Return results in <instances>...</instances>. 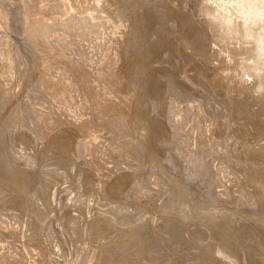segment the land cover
Masks as SVG:
<instances>
[{
	"label": "rangeland",
	"instance_id": "1",
	"mask_svg": "<svg viewBox=\"0 0 264 264\" xmlns=\"http://www.w3.org/2000/svg\"><path fill=\"white\" fill-rule=\"evenodd\" d=\"M59 2V0H48L47 1V4H48V7H49V9L50 10H56V11H59V16H57L55 19H58L57 20V24L55 23V25H54V27H52L50 30L51 31H47L48 33H50V34H48V33H46L45 35H43V40L42 41H40V42H38L37 43V46H35V47H32L31 46V48L32 49H40L41 50V55H42V58H44L45 60H47L46 62H48L49 63V65H50V67H52L50 70L48 69L47 71H49V72H47V71H42L41 72V74L38 72L37 74H35L34 75V78H33V81L34 82H32L30 85L33 87H30V85H29V89L28 90H30V91H26L25 93L24 92H22L21 91V87H22V84H23V80L28 76L26 73H28L29 74V71H28V65H29V63H30V56H29V58H28V55H27V51H25V50H23L24 52H22L21 51V53L23 54V56H22V58L21 57H19L18 55L17 56H14V57H12V54H13V52H12V48H13V46H14V44H17V43H19L20 45H23V44H28L27 42H26V39L22 36L23 35V29H22V26H21V22L19 23V22H17L16 24V27L14 26V27H11V25H8L6 28H0V40L2 41V42H4V45H6V46H8V50L10 51L9 53H7V51H6V56H4L3 54H2V52H1V50H0V83H1V85H0V87L3 85V87H1L0 89L1 90H3L2 92L3 93H5V94H3V96L0 94V97L2 98V100H0V103H1V105H0V123H2V125H4V126H2L1 124H0V129H2V132L3 131H5L6 133H8V137H7V140H6V148H8L7 150L9 151V155L12 157V159H13V161L15 162V163H13V164H16V165H13L12 164V166H15V167H13L15 170H20V168L22 169V167H23V170H25L27 173L28 172H32L33 173V175L31 174V176L32 177H29L30 179H29V183H30V181H31V183L29 184V190L28 191H26V194H28V195H30V196H27V204L29 205V207H31L30 209H31V211H37V214L36 215H40V218L42 219V221H44V229L43 230H41V227H42V225H40L41 224V222H40V220L39 221H35L34 223H31V225H24V221H25V219L27 218V220L29 221V219L31 218V217H35L36 215L35 214H33V212H31V213H29V212H22L21 210L19 211V209H16L14 206H13V202H16V201H18V200H16L17 199V197L19 196V197H21L19 194H14V193H12V194H7V192H6V190H5V180H3L2 179V182L0 183V197H1V199H0V222H1V225L2 226H4V225H7V228H8V230H9V228H11V230L12 231H16L15 232V236H19V237H21V236H24V238H23V240H25L26 241V243L25 242H20V238L19 239H17V240H19L18 242L19 243H17L16 241H13V240H11V239H9V238H7L8 236H12V235H9V234H11V233H6L5 231H1V234H0V253H1V255H3V254H5V251H6V253L8 254V251H9V253H11L10 254V256H11V259H10V261H12V262H14V261H17V262H19V263H23V264H36L35 262H38V264L40 263V264H47V261L45 262V261H43V257L41 256V254H39L40 256H34L33 255V253H31V256H32V258L30 259L29 258V255H27V253L25 252L26 250H28L29 248V251L31 252L32 251V249H41V247L44 249V246H48L47 248H49L53 253H54V255H56V256H54L53 258H55L56 259V261H59V263L61 264H67V262H68V264H85V258H86V256H87V254H89V253H91V251L93 252V251H95V252H101L100 254H101V256H100V258H94L93 259V263H91V264H101V263H103V264H106V262L109 264V262H108V259H106L107 258V253H108V251H107V248L109 247V248H111V245H112V247H115V249H118L117 251L121 254V251H119L121 248H122V256H123V258H124V255H125V260H130V263H128V264H138L139 262L141 263V264H156V262L158 261V263L159 264H164V263H166L167 262V260H168V263L170 264V263H174V264H177V262L179 261L180 262V264H190V263H192V264H197V263H199V262H205V264H219L220 263V261H221V263L222 264H231L228 260H226L224 257H222V256H220L219 255V253L217 252L216 253V251L218 250L217 248L218 247H220V249L221 250H223L224 252H226L227 254H229L232 258H233V260L234 261H237V262H235V264H238V261H239V264L241 263V264H244L243 263V259H244V251H247L248 249H249V244L250 243H253L255 240H257V237L256 236H254V235H252V234H245V236H244V232H243V234L242 233H239L237 230L235 231L236 233H235V235H236V242H234V243H232V245L231 244H229L227 241H224V240H220L218 237H217V235L212 231V227L210 228V227H207V229H208V231H206L205 229V231L204 230H199V229H202V228H198V231H197V228H196V224H198L199 222H200V219H201V214H207V213H210L211 214V212L212 211H218L217 209H220V211L221 212H225V213H227V214H229V216H226V217H228L229 219H231V217H233V218H237L236 219V222L237 221H240V220H242V221H246V222H248L247 220H249L250 218L251 219H253V218H256L257 217V215H262V214H264V213H262L263 211H264V209H261V208H264V199H262L263 198V196H264V174L262 173V172H264V159H262L264 156V154H263V151H262V149H264V148H262V147H264V115H262V114H260V113H262V111H260L259 113L258 112H256V113H254V116H258V118H257V122L259 123H256V126H258V128L257 129H259L258 131H259V133H258V136L257 135H255L254 137H253V139H252V135L249 133V131L247 130V128H245L244 130H240V129H242L238 124L236 125V123H234L233 121H232V116L233 115H235V113H232V112H234V110L232 109V107L235 109H242L244 112L243 113H245V115H248V116H252L253 115V112L251 111V109H253V108H251V106H249V104L247 105V103L246 102H250L251 100H250V98H251V96H249V97H247L249 94H247V95H245L246 94V92L245 93H242V94H237V93H232L230 90L232 89V88H234V89H237V88H240L241 86H244V87H247V88H251L252 87V85L253 84H251L250 83V81L248 82V81H246V82H244L243 83V79H246V78H244V77H238L236 74H233V72L231 71V72H228V73H226L224 70L225 69H227V68H234V62L236 61V59H234V60H228L226 57H227V55H226V52H228L229 50H231L232 48H233V45L231 44L232 42H231V40H222V41H219V38H218V36H216L215 34L216 33H214V36H212L209 32H208V29H207V26H206V18L203 16V15H201L200 13H199V9H200V7H196V5H195V3H197V0H173V1H175L174 3H173V5L175 6V7H178V6H180V7H178V9H175L176 10V12H177V19H176V21H175V24L177 23L178 25H177V27L175 28V30H174V33L173 34H171L172 36H173V39H174V41H175V44L176 45H179L178 44V42L180 43V45L179 46H177V47H181L180 48V50H181V55L178 53V55H177V57H176V61L174 60V58H173V56H171V54L169 55V57L167 56V55H165V54H167V51H163V52H161L162 54H161V57H162V55H165V56H163L164 58L162 59V58H159V59H161V60H164L163 61V63H164V67L162 66V70H164V71H166L165 69L167 68L166 66H168V64L171 66V67H173L172 69H174V70H177L176 69V67L177 68H179V69H181V70H184V71H182L183 73H185V75L188 77V78H190V77H193V76H195L196 78H197V80H198V76L199 75H195V74H198L199 72H201V70H202V73H204L203 74V76H202V73H199L200 74V76L201 77H203L202 79L200 78V76H199V81H197V80H194L195 78L193 77L192 78V81H184V82H181V83H184L185 85H182V84H176L175 86L174 85H172V88L169 90V93L171 92L172 93V95H171V93L169 94L168 92H165V94H166V96H165V94H164V96L167 98H164V96L163 95H159L158 97H156L157 99H155L154 101H152L153 99L151 98V101L154 103V105H153V107L155 108L156 107V109H154L153 107H150V108H145V109H142V112H143V114H144V116H145V121H144V124L146 123V122H150V119H151V117H153V118H156L157 117V119H159V120H161V121H163L164 122V124L169 128V130L172 128V127H176L177 126V129H171V132L172 133H174V134H171V138L170 137H165V136H163L165 139H166V141H162V139L159 141L158 139L159 138H162V134H160V136H159V138H157V140L155 139L156 137H154V139H153V142H154V146H153V149L151 150V152L153 153V154H155L153 157H150V156H147L146 157V151H145V146H144V141L143 140H140V141H136V139L135 138H137V136L135 135V133H136V131H135V129L137 130L138 128H139V126L141 125V123H139V124H133V123H130V121L128 120V117H125V115L127 116L128 115V113L125 111V109L127 108V101H129V100H131V99H133V96H134V90H133V88L132 89H129V88H127L126 90H124V91H119V88L121 87V86H123L125 83H126V80H128L129 82H130V85H132V86H134L135 85V83H133V82H135L134 81V76L133 75H129L127 78H124V77H122V79H121V76H118V74L117 75H114L115 73H116V71H117V68H116V63H115V61H116V59L115 58H117L118 57V53H119V50L118 49H116L117 47H118V43H122V39H120V36H125L126 34H125V31H124V28L123 27H121L120 25H119V23H122L123 25H124V27L126 28V29H130V30H132L131 32L133 33V37H134V34H135V37H134V39H133V42H137V40H136V38H137V36H136V32H135V28H136V26L134 27V25L136 24V22H134L135 21V15H134V12H129V11H127L126 13H128V14H126L125 13V16H123V15H121L119 12H118V10L115 8V7H106V8H108V9H106V8H102V9H99V10H97V12H95V13H93V15H92V17H90L89 15H88V7H89V4H84L83 6H78V4L76 5V12H78V13H72V12H70L69 11V9H68V7H67V9H66V7L64 8L63 6H61V7H58V2ZM134 1H136V2H139L140 3V1H142V0H134ZM171 1V0H170ZM176 1H178V2H180V4H178V2H176ZM183 1V2H182ZM185 1V2H184ZM190 1V2H189ZM196 1V2H195ZM157 2H159V0L157 1ZM165 2V5L166 4H168V0L166 1H164ZM167 2V3H166ZM187 2V3H186ZM189 2V3H188ZM52 3V4H51ZM60 3V2H59ZM54 4V5H53ZM127 4L128 5H126V6H129V2H127ZM194 4V5H193ZM182 5H183V7H182ZM184 5H185V7H184ZM189 5V6H188ZM51 6V7H50ZM123 6H125V5H123ZM130 6H132V4H130ZM188 6V7H187ZM9 7V8H8ZM54 7V8H53ZM82 7V8H81ZM182 7V8H181ZM187 7V8H186ZM190 7H192V9L190 8ZM10 8H12V9H10ZM53 8V9H52ZM124 7H122V9H123ZM186 8V9H185ZM82 11H81V10ZM103 9H105V10H103ZM136 9H138L137 7H136ZM184 9V10H183ZM9 10V11H8ZM15 10V8L14 7H11L10 5L9 6H6V8H4L3 10H1L0 11V20H1V18L2 17H4V15H7V17H9V18H11L12 16H13V14H12V12L11 11H14ZM16 10L18 11L19 10V8L17 9L16 8ZM62 10V11H61ZM67 10V11H66ZM102 10V11H101ZM116 10V11H115ZM194 10V11H193ZM64 11V12H63ZM83 11H85V12H83ZM109 11H111V12H109ZM178 11H180V12H178ZM190 11V12H189ZM8 12L10 13V14H8ZM123 12V11H122ZM184 14H183V13ZM187 12V13H186ZM196 12V13H195ZM106 13H108V14H106ZM118 13V14H117ZM179 13V14H178ZM85 14V15H84ZM114 14H116V15H114ZM120 14V15H119ZM131 14V15H130ZM189 14V15H188ZM18 15V14H17ZM17 15H16V17H17ZM114 17H113V16ZM128 15H130L129 17H128ZM181 15H182V17H181ZM184 15V16H183ZM78 16V17H77ZM85 16V17H84ZM109 16V17H108ZM111 16V17H110ZM131 16H133L132 18H130ZM34 17V16H33ZM67 17V18H66ZM76 17V18H75ZM123 17L124 18H126L127 20L125 21L124 19H123ZM185 17H187V18H185ZM195 17V18H194ZM18 18H19V16H18ZM70 18V19H69ZM72 18H75V19H72ZM88 18V19H87ZM93 18V19H92ZM119 18H121V19H123V20H121V19H119ZM176 18V17H175ZM68 19H69V21H68ZM72 19V21L74 20V24H73V26L72 27H70V29L68 28V29H65V33L63 34V30H61V29H63V27H61V23L62 24H64L65 26H66V24L67 23H69L70 22V20ZM108 19H109V21L110 22H108ZM181 21H180V20ZM200 19H202V22H201V20ZM83 20H85V21H83ZM86 20H87V22L88 23H86ZM97 20V21H96ZM104 20V21H103ZM196 20V21H195ZM64 21H66V22H64ZM115 21V22H114ZM129 21V22H128ZM132 21V22H131ZM191 21V22H190ZM195 22L194 24H196L197 26H198V28L196 27V29L198 30L199 28H201V29H199L198 30V32H200V35H202V37H203V39L201 40V44H202V46H203V48L204 49H206L207 51H208V49H210L209 50V52H210V54L211 55H213V56H210V54H209V52L207 53L208 55H206V57H203V56H201L200 58H196L195 60H190L189 59V55L192 53L191 52V50L190 49H188V48H184V47H186V45H185V41L186 42H188L189 43V45L190 44H192L191 43V41L193 40V38H192V36H191V34L189 33V30H187V32H186V30L184 31V28L185 29H188V25L190 24V23H193V22ZM198 21V22H197ZM205 23H204V22ZM59 22H61V23H59ZM105 22V23H104ZM124 22V23H123ZM131 22V23H130ZM174 22V21H173ZM183 22V23H182ZM66 23V24H65ZM76 23V24H75ZM86 23V24H85ZM103 23V24H102ZM135 23V24H134ZM198 23H200L201 25H199ZM83 24V25H82ZM133 24V25H132ZM180 24H182L181 25V27H180ZM86 25V26H85ZM97 27V28H95V26ZM98 25V26H97ZM130 25V26H129ZM133 26V28H132V26ZM19 26H20V28H19ZM56 26V27H55ZM58 26V27H57ZM77 26V27H76ZM89 26V27H88ZM91 26V27H90ZM105 26V27H104ZM110 26V27H109ZM10 27H11V29H10ZM93 27V28H92ZM107 27V28H106ZM130 27V28H129ZM204 27V28H203ZM16 29V30H13V29ZM56 28V29H55ZM78 28V29H77ZM91 28V29H90ZM179 28V31L178 32H176L177 31V29ZM182 28V29H181ZM18 29H20L21 30V33H20V30H18ZM111 29V30H110ZM181 29V30H180ZM8 30H9V32H8ZM68 30V31H67ZM81 30V31H80ZM97 30H98V32H97ZM196 30V31H197ZM10 31L11 32H13L12 34H10ZM16 32V35H15V32ZM19 31V32H18ZM54 31V32H53ZM61 31V32H60ZM86 31V32H85ZM88 31V32H87ZM101 31V32H100ZM118 31V32H117ZM180 31H182V33L180 32ZM204 31V32H203ZM5 32V33H4ZM18 32V33H17ZM52 32V33H51ZM75 32H78V33H75ZM93 32V33H92ZM106 32V33H105ZM111 32V33H110ZM117 32V33H116ZM206 32V33H205ZM8 33V34H7ZM114 33H116V35L114 34ZM121 33V34H120ZM138 33V32H137ZM188 33V34H187ZM206 34V36H208L207 38L206 37H204V35ZM6 34V35H5ZM75 34V35H74ZM76 34H77V36H76ZM84 34V35H83ZM90 34V35H89ZM123 34V35H122ZM208 34V35H207ZM209 34H210V36H209ZM12 35H13V37H12ZM18 35V36H17ZM50 35V36H49ZM73 35V36H72ZM99 35H100V37H99ZM114 35V36H113ZM180 35V36H179ZM9 36V37H8ZM11 36V37H10ZM17 36V37H16ZM20 36V37H19ZM80 36V37H79ZM107 36V37H106ZM109 36H111V37H109ZM117 36V37H116ZM182 36V37H181ZM216 36V37H215ZM49 37V38H48ZM58 37V38H57ZM77 37V38H76ZM85 37H86V39H87V41H86V39H85ZM109 37V38H108ZM116 37V38H115ZM181 37V38H180ZM19 38V39H18ZM53 38V39H52ZM79 38V39H78ZM89 38V39H88ZM99 38V39H98ZM103 38V39H102ZM176 38V39H175ZM10 39V40H9ZM12 39V40H11ZM47 39V41H46V43H45V40ZM55 39V40H54ZM107 39H110V40H113L114 41V43H113V49L112 50H110L109 51V53H107V54H105L106 52H105V48H104V46H103V41L104 40H107ZM138 39V38H137ZM181 39H183V40H181ZM59 40V41H58ZM63 40V41H62ZM80 40H81V42H80ZM90 42H89V41ZM93 40V41H92ZM118 40L120 41V42H118ZM204 40H205V42H204ZM208 42H207V41ZM213 40V41H212ZM8 41H10V42H8ZM17 41V42H16ZM79 41V42H78ZM117 41V42H116ZM178 41V42H177ZM203 41V42H202ZM12 42H13V44H12ZM16 42V43H15ZM97 42V43H96ZM101 42V43H100ZM139 42L140 41H138L137 43H138V46L136 45L137 43H135V44H131V46L132 45H135V46H132V47H134L133 48V50L136 48L137 49V51H140V49L139 48H141L142 49V44L141 43H143V42H141L140 44H139ZM213 42H215V44L213 43ZM56 43H58L57 45H56ZM72 43V45H70ZM84 43V44H83ZM88 43V44H87ZM206 43H208V44H206ZM213 43V44H212ZM19 44H17V46H19ZM54 44V45H53ZM62 44V45H61ZM79 44V45H78ZM96 44V45H95ZM3 45V46H4ZM86 45V46H85ZM210 45V46H209ZM216 45L218 46V47H216ZM55 46V47H54ZM56 46H58V47H56ZM88 46V47H87ZM220 46H221V48H220ZM76 47V48H75ZM90 47V48H89ZM94 47V48H93ZM100 47V48H99ZM54 48V49H53ZM70 48V49H69ZM94 50H93V49ZM235 48H237V47H235ZM1 49V48H0ZM59 49H62V51H60ZM66 49V50H65ZM84 49V50H83ZM96 49V50H95ZM220 49V50H219ZM49 50V51H48ZM51 50V51H50ZM88 50V51H87ZM101 50V51H100ZM58 51V52H57ZM65 51V52H64ZM74 51V52H73ZM77 51V52H76ZM104 51V52H103ZM112 51V52H111ZM11 52H12V54H11ZM54 52V53H53ZM67 52V53H66ZM76 52V53H75ZM80 52H84V53H80ZM99 52V53H98ZM117 52V53H116ZM214 52V53H213ZM233 52L234 53H237V52H239V51H237V50H233ZM48 53H50V54H48ZM56 53V54H55ZM64 53H65V55H64ZM70 53V54H69ZM74 53V54H73ZM90 53V54H89ZM93 53H94V55H93ZM54 54V55H53ZM59 54H60V57H59ZM72 54V55H71ZM87 55V57L89 58V61H88V58L85 56V55ZM111 54V55H110ZM24 55H26V57H24ZM51 55H53V56H51ZM74 55V56H73ZM215 55V56H214ZM82 56V57H81ZM93 56V58H91ZM218 56V57H217ZM9 57H11L10 58V60H12L13 61V66H10L9 67V60H8V58ZM65 57V58H64ZM69 57H71V58H69ZM86 58V60H85V58ZM95 57H96V59H95ZM171 57H172V59H171ZM215 57V58H214ZM3 58V61L1 60ZM13 58H14V60H13ZM79 58L81 59V60H79ZM167 58H168V60H167ZM178 58H182L181 60L180 59H178ZM203 58V59H202ZM208 58V59H207ZM215 59V60H212V59ZM216 58H217V60H218V63H217V60H216ZM220 58V59H219ZM18 61L17 62V65L15 64L16 63V60ZM21 59V60H20ZM23 59V60H22ZM26 59V60H25ZM28 59V60H27ZM54 59L56 60V61H54ZM63 59V60H62ZM68 59V60H67ZM71 59V60H70ZM74 59V60H73ZM76 59V60H75ZM91 59V60H90ZM93 59V60H92ZM99 59V60H98ZM170 59H171V62H170ZM184 59H185V61H184ZM204 59H206V60H204ZM222 59V60H221ZM20 60V61H19ZM25 60V61H24ZM41 60V59H40ZM64 60H65V62H64ZM104 60V61H103ZM180 60V61H179ZM52 61V62H51ZM102 61V62H101ZM147 61V63L148 62H150V61H148V60H146ZM174 61V62H173ZM202 61H204V62H206L205 64H204V62H202ZM208 61V62H207ZM2 62L4 63V64H2ZM7 62V63H6ZM20 62H22L21 63V65H20ZM24 62V63H23ZM28 62V63H27ZM55 62V63H54ZM67 62V63H66ZM88 64H87V63ZM98 62V63H97ZM152 62H154V63H156L154 60H152ZM179 62V63H178ZM185 62H187V63H189V64H186ZM211 62V63H210ZM223 62V63H222ZM7 65H6V64ZM78 63V64H77ZM84 63V64H83ZM89 63H92L91 64V66H89ZM154 63H150V66H149V68L150 67H153L154 66ZM192 63V64H191ZM213 63V64H212ZM215 63H216V65H215ZM220 63V64H219ZM15 64V65H14ZM71 64V65H70ZM81 64V65H80ZM100 64V65H99ZM114 64V65H113ZM151 64H153V65H151ZM208 64H210V65H208ZM222 64V65H221ZM52 65V66H51ZM57 65V66H56ZM67 65H68V67H67ZM88 66V68L87 67H85V66ZM93 65V66H92ZM109 65V66H108ZM190 65H192V66H190ZM213 65V66H212ZM218 65V66H217ZM6 67V70H5V67ZM19 68H17V67ZM43 65H41V67H42ZM71 66V67H70ZM77 66L79 67V68H77ZM102 66V67H101ZM106 68H105V67ZM216 66L218 67L217 69H218V71H217V69H215L216 68ZM223 66H224V68H223ZM9 67V68H8ZM16 67V69H14ZM27 68V70L25 71V68ZM54 67H56L55 69H54ZM67 67V68H66ZM72 67H76V69L75 68H72ZM108 67H109V69H108ZM112 69H111V68ZM155 67V66H154ZM166 67V68H165ZM189 67V68H188ZM197 67H199V72H198V70H197ZM202 67V68H201ZM211 67H213V68H211ZM3 68V69H2ZM23 70H22V69ZM43 68V67H42ZM71 68V69H70ZM98 68H103L102 70H103V75L101 74V73H99V75H97L96 73L97 72H99V70H98ZM106 70H105V69ZM191 68V69H190ZM200 68H201V70H200ZM209 68H211V69H209ZM220 68H221V72L219 71L220 70ZM224 70H223V69ZM18 69V71H16ZM62 69V70H61ZM74 69V70H73ZM78 69V70H77ZM86 69H88V70H86ZM91 69V70H90ZM111 69V70H110ZM206 69L207 70H209L208 72H209V74H208V72L206 71ZM72 70H73V72H72ZM81 70H82V72H81ZM98 70V71H97ZM108 70V71H107ZM195 70V71H194ZM211 70L213 71L214 70V72H216V73H214L213 72V75L215 74V75H220L219 77H217V76H215L214 75V79H216V80H210V79H212L211 77H210V75L213 77V75H212V72H211ZM222 70H223V72H222ZM2 71V72H1ZM11 71V72H10ZM13 71H16L15 73L13 72ZM25 71V72H24ZM53 71V72H52ZM59 71V72H58ZM63 73H62V72ZM74 71H77V72H79L78 73V75H76V73L74 72ZM85 71V72H84ZM88 71V72H87ZM97 71V72H96ZM110 71H112V72H110ZM115 71V72H114ZM191 71V72H190ZM196 72V73H194V72ZM238 71H239V73H243V70L242 69H238ZM6 72V73H5ZM20 72V73H19ZM47 72V73H46ZM51 72V73H50ZM66 72V73H65ZM107 72V73H106ZM110 72V73H109ZM193 72V73H192ZM205 72H206V74H205ZM211 72V73H210ZM17 73V74H16ZM42 73H43V75H44V73L47 75L48 73H50L51 74V78H53V79H56V80H58L59 82H61V83H63V84H67L68 82V84L66 85V92H64V93H58V94H54V93H51V91L50 90H46V89H42V88H40V85H39V81L41 80V75H42ZM54 74V76H53V74ZM57 73V74H56ZM65 74V75H67L68 74V76H66L65 78H64V76L65 75H62V74ZM69 73L71 74V75H69ZM85 73H88V74H85ZM107 75H106V74ZM192 73V74H191ZM22 77H20L19 75ZM38 74H39V76H38ZM49 74V75H50ZM61 74V75H60ZM79 74L81 75V76H84V81H81L80 79H79ZM109 74H111V75H109ZM194 74V75H193ZM17 75V76H16ZM25 75V76H24ZM27 75V76H26ZM74 75H76V77L74 76ZM86 75V76H85ZM88 75V76H87ZM105 75V76H104ZM204 75H206V76H204ZM229 75H231L230 77H229ZM3 76V77H2ZM37 76H38V78H37ZM53 76V77H52ZM56 76H57V78H56ZM77 76H78V78H77ZM93 76V77H92ZM96 76V77H95ZM102 76V77H101ZM114 76V77H113ZM132 76V77H131ZM141 77V74H137V77ZM190 76V77H189ZM226 76V77H225ZM13 77V78H12ZM24 77V78H23ZM68 77V78H67ZM73 77H74V79H73ZM99 77V78H98ZM222 77H223V79H222ZM1 78L3 79L2 81H3V83H2V81H1ZM16 80H15V79ZM18 78L20 79L19 81H18ZM64 78V79H63ZM67 78V79H66ZM74 80H72V79ZM104 78H106L105 80H104ZM110 78H111V80H110ZM116 78H117V80H118V78L120 79V80H116ZM132 78V79H131ZM224 78H225V80H224ZM227 78L230 80V81H228L227 80ZM234 80H233V79ZM6 79V80H5ZM191 79V78H190ZM221 80L222 79V81H223V83L224 84H222V82L221 83H218V81L219 80ZM239 79V81H237ZM255 79H257V78H255ZM35 80H36V82H35ZM39 80V81H38ZM99 80V81H98ZM122 80H123V82H122ZM168 80V83H169V81H171L170 79H167ZM182 80V79H181ZM184 80V79H183ZM12 81V82H11ZM17 81V82H16ZM63 81V82H62ZM76 81H79V83L78 84H75V87H80V90L79 89H76L75 87H73L74 86V83L76 82ZM90 81V82H89ZM104 81V82H103ZM107 81H108V83H107ZM200 81L203 83H201L200 84ZM214 82V84L212 83V82ZM235 81V82H234ZM16 82V83H15ZM97 82V83H96ZM112 82V84L113 83H115V84H117V85H115V84H110ZM117 82V83H116ZM192 82V83H191ZM195 82V83H194ZM212 83V85L211 84H209V83ZM228 83V89L226 90L225 89V86H226V84L225 83ZM231 82V83H230ZM242 82V83H241ZM9 83V84H8ZM34 83V84H33ZM72 84V86H71V84ZM82 83V84H81ZM86 83V84H85ZM92 83H93V85L94 86H92ZM100 85H99V84ZM133 83V84H132ZM206 83L208 84V85H206ZM249 83H250V85L251 86H248L249 85ZM8 84V85H7ZM11 84V85H10ZM21 84V85H20ZM108 84H110V86H114V87H110V86H108ZM188 84V85H187ZM192 84H194V86H196V87H194ZM235 84V85H234ZM248 84V85H247ZM6 85V86H5ZM70 87H69V86ZM84 85V86H83ZM99 87H98V86ZM211 85V86H210ZM234 85V86H233ZM5 86V87H4ZM15 86H16V88H15ZM34 86H36V87H34ZM131 86V87H132ZM179 86H180V88H179ZM190 86H193V88L191 87V88H189ZM204 86L205 87H207L208 86V88H204ZM216 86H218V87H220V88H218V87H216ZM8 87V88H7ZM68 87V88H67ZM72 87H73V89L75 88V90H73L72 89ZM87 87V88H86ZM183 87V88H182ZM188 87V88H187ZM198 87V88H197ZM211 87V88H210ZM7 88V89H6ZM32 88V89H31ZM34 88H36V89H34ZM70 88V89H69ZM86 88V89H85ZM93 88V89H92ZM102 88H103V91H102ZM109 88V89H108ZM112 88H113V90H112ZM115 88V89H114ZM196 88V90H194ZM200 88H202V91H203V93H202V91H201V89ZM218 88V89H217ZM20 89V90H19ZM38 89V90H37ZM98 89H101V90H98ZM175 89H176V92H175ZM179 89V90H178ZM183 90V91H181V90ZM189 89V90H188ZM192 89L194 90L192 93H191V91H192ZM199 89V90H198ZM212 89V90H211ZM6 90V91H5ZM8 90H10V92L8 91ZM19 90V91H18ZM32 90H34V91H32ZM35 90H36V92H35ZM69 90V91H68ZM79 90V91H78ZM105 90V91H104ZM118 90V91H117ZM130 90H132V91H130ZM167 90V89H166ZM172 90V91H171ZM185 90V91H184ZM46 91H47V93L49 94H46ZM72 91V92H71ZM82 91V92H81ZM113 91V92H112ZM115 91V92H114ZM201 91V92H200ZM209 91V92H208ZM211 91V92H210ZM12 92V93H11ZM13 92H14V94H13ZM39 92H40V94H39ZM75 92V93H74ZM78 92V93H77ZM97 92H99L98 94H97ZM105 92V93H104ZM107 92H108V94H107ZM116 92H117V94H116ZM121 92V93H120ZM127 92V93H126ZM188 94H187V93ZM195 92H199L200 93V95H198L199 93H195ZM214 92V93H213ZM9 93V94H8ZM11 93V94H10ZM28 93H29V95H28ZM38 93V95H36ZM112 95H111V94ZM115 93V94H114ZM120 93V94H119ZM124 93V95L122 96V94ZM178 93V94H177ZM190 93H191V95H193V96H191L190 95ZM195 93V94H194ZM201 93L203 94L202 96H201ZM206 93V94H205ZM6 94H8V96L6 97ZM32 94V95H31ZM45 94H46V96H45ZM53 94V95H52ZM59 94H60V96H59ZM67 94V96H66V99H67V101H66V99H65V95ZM73 94V95H72ZM79 94H81V95H79ZM128 94V95H127ZM132 94V95H131ZM173 94H175V100H174V97H171V96H173ZM176 94H177V96H176ZM179 94L181 95V96H179ZM185 94V95H184ZM214 94H216V96H218V97H216V98H214ZM234 94V95H233ZM5 95V96H4ZM10 95V96H9ZM17 97H16V96ZM35 95V96H34ZM63 95H64V97H63ZM76 95V96H75ZM88 95V96H87ZM95 95V96H94ZM97 95H98V97H97ZM99 95H102V96H99ZM106 97H105V96ZM111 95V96H110ZM116 95V96H115ZM185 97H184V96ZM189 95H190V98H189ZM206 95L208 96V95H210L209 97H207V99H206ZM213 97H212V96ZM253 95V94H252ZM260 95H263V94H260ZM260 95H258V96H260ZM26 96V97H25ZM31 96L33 97V98H31ZM49 96H50V99L51 100H49ZM52 96V97H51ZM53 96H55V97H53ZM63 100V101H61V99L59 98V97ZM73 96V97H72ZM86 96L88 97V98H86ZM93 96H94V98H93ZM104 96V97H103ZM118 96V97H117ZM121 96V97H120ZM128 96V97H127ZM163 96V97H162ZM204 96H205V99H204ZM254 96H256V95H254ZM45 97V98H44ZM47 97V98H46ZM82 97V98H81ZM169 97H171V98H169ZM177 97H181V98H177ZM192 97V98H191ZM198 97H200V98H198ZM243 97V98H242ZM0 98V99H1ZM8 98H10V99H8ZM43 98H44V102H43ZM52 98H54V100L52 99ZM74 98H75V100H74ZM78 98V99H77ZM81 98V100H79ZM97 98V99H96ZM107 98V99H106ZM122 98H123V100H122ZM125 98H129V100L128 99H125ZM159 98V99H158ZM162 98V99H161ZM173 98V99H172ZM202 98V99H201ZM238 98V100H236V99ZM7 99L9 100V102L11 103V104H9V106H7V104H6V102H7ZM31 99H32V101H31ZM34 99V100H33ZM40 99V101H38ZM99 99V100H98ZM101 99V100H100ZM102 99H104V100H102ZM110 99V100H109ZM165 99V100H164ZM177 99H179V100H177ZM184 99V100H183ZM189 99V100H188ZM193 99V100H192ZM197 100V102L195 101V100ZM214 99H215V103H213V101H214ZM234 99H235V101H234ZM246 99V100H245ZM37 100V101H36ZM55 100L56 101H59V102H55ZM112 100L114 101L113 103H114V105H112ZM118 100H119V102H118ZM126 100V101H125ZM144 99L143 98H141V101H143ZM150 100V98H148V101ZM167 100V101H166ZM168 100H170V101H168ZM185 100L187 101V102H185ZM198 100H200V101H202V102H200V101H198ZM207 100H208V102H207ZM210 100H212L211 102H210ZM230 100L232 101V102H230ZM42 101V102H41ZM66 101V102H65ZM79 101V102H78ZM83 101V103H80V102H82ZM89 101H91V103L89 102ZM94 101H96V102H94ZM98 101V102H97ZM166 101V102H165ZM175 101H176V103H175ZM182 101V102H181ZM218 101V102H217ZM236 101H237V103H236ZM238 101H240V102H238ZM243 101H246V102H243ZM33 102V103H32ZM36 102V103H35ZM48 102H49V105H48ZM52 102V103H51ZM54 102V103H53ZM68 102H69V105H68ZM76 102V103H75ZM93 102V103H92ZM100 102V103H99ZM109 102V103H108ZM123 102V103H122ZM155 102H156V105H155ZM163 102H165V105H164V103ZM178 102H180L181 103V105H183V103H184V105L183 106H181L180 105V103H178ZM200 102V103H199ZM242 102H243V106L245 105V103H246V107L244 106H242ZM61 103H63V106L61 105ZM79 103H80V105H79ZM102 103H103V105H102ZM212 103H213V105H212ZM261 103H263L261 106H260V108H264V100H262L261 101ZM2 105H4V106H2ZM16 105V107L18 108H16L15 107V110L14 109H12V111L11 112H13V117L14 118H11L12 117V114H11V112H10V114H8V111L10 110V108L12 107V106H15ZM35 105V106H34ZM38 105V106H37ZM42 107H41V106ZM46 105H48V108H47V110H46V108L45 107H47ZM55 105V106H54ZM72 105V106H71ZM98 105L100 106L99 108H98ZM123 105V106H122ZM167 105V106H166ZM169 105V106H168ZM177 105V106H176ZM198 105V106H197ZM212 105V106H211ZM238 105H240V107L238 106ZM28 106H30V107H28ZM53 106V107H52ZM82 106V107H81ZM97 106V107H96ZM159 108H158V107ZM175 106V107H174ZM185 106H186V109H188L189 107H190V113H188V118H191L192 117V121H187L188 123H186V121L184 122L183 120V122H181V123H179V121L178 120H176V119H178V117H177V114L180 112L181 113V110L183 111V112H185ZM192 106V107H191ZM211 106V107H210ZM6 107V108H5ZM55 108L54 110L52 109H50V108ZM61 107V108H60ZM68 107V108H67ZM80 109L79 111H78V108ZM84 107V108H83ZM90 107V108H89ZM92 107V108H91ZM123 107H125L124 109H123ZM162 107H163V109H162ZM174 109H173V108ZM181 107V108H180ZM209 107V108H208ZM214 107H217V108H214ZM37 108V109H36ZM45 108V109H44ZM70 108V109H69ZM117 108V109H116ZM183 108V109H182ZM192 108V109H191ZM195 108V110H193ZM217 109V110H215L214 111V109ZM230 109V111H227V110H229ZM249 108H251V109H249ZM3 111H2V110ZM58 109H60V111L58 110ZM76 109V110H75ZM83 109H87L86 111L85 110H83ZM89 109H91L92 110V112H91V110H89ZM146 109H150L149 110V112H148V110H147V112H148V114H146L147 112H146ZM179 109V110H178ZM206 109V110H205ZM213 109V110H212ZM14 110V111H13ZM18 110V111H17ZM34 110H36L37 111V113L39 112V120H38V118H36L35 117V115H33V114H35V112H33ZM51 110V111H50ZM57 110V111H56ZM63 110V111H62ZM97 110V111H96ZM162 110H164V112H165V114L164 113H162L163 111ZM176 110V111H175ZM49 111H50V113L52 114V116H51V114H49ZM67 113H66V112ZM71 111V112H70ZM77 112V113H74V112ZM82 111H83V113H82ZM103 111V112H102ZM158 111H160V112H158ZM178 111V112H177ZM195 111V112H194ZM197 111V112H196ZM199 111V112H198ZM218 111V112H217ZM249 111H251L250 113H252V114H250L249 113ZM14 112H15V114H14ZM32 112V113H31ZM116 112V113H115ZM118 112V113H117ZM122 112V113H121ZM126 114H125V113ZM145 112V113H144ZM176 114H175V113ZM224 112H227L225 115L223 114ZM230 112V113H229ZM7 115H6V114ZM49 115H48V114ZM55 114V116H53L54 114ZM59 113H60V115H59ZM82 113V114H81ZM86 113V114H85ZM92 113V114H91ZM153 113H155V114H153ZM196 113V114H195ZM200 113V114H199ZM204 115H203V114ZM43 114V115H42ZM74 114H76V115H74ZM84 114V115H83ZM87 114H89L88 116H87ZM98 114V115H97ZM100 114V115H99ZM119 114V115H118ZM122 116H121V115ZM163 114V115H162ZM172 114H174V115H172ZM199 114V115H198ZM202 114V115H201ZM223 114V115H222ZM228 114H233L232 116L231 115H229L228 116ZM5 115V116H4ZM15 115V116H14ZM26 115V116H25ZM94 115V116H93ZM107 115V116H106ZM148 115V116H147ZM152 115V116H151ZM211 115V116H210ZM219 115V117H220V119H219V121H218V116ZM259 115H262V116H259ZM8 116V117H7ZM10 116V117H9ZM52 117V126H51V128H46L47 129V131H44L43 129H37L38 127L40 128V126L42 125V123H43V119H44V117ZM59 116H60V118H59ZM62 116V117H61ZM72 118H71V117ZM83 116V117H82ZM85 116V117H84ZM150 116V117H149ZM160 116V117H159ZM200 118H199V117ZM204 116V117H203ZM2 117L4 118V119H2ZM16 117V118H15ZM17 117H18V119H17ZM32 117H33V119H32ZM43 117V118H42ZM53 117H55V118H53ZM105 117V118H104ZM108 117V118H107ZM115 117H116V119H115ZM119 117V118H118ZM120 117H121V119H120ZM123 117V118H122ZM197 117V118H196ZM9 118V120H7ZM20 118L22 119V120H20ZM64 118V119H63ZM96 118V119H95ZM148 118H150V119H148ZM226 118H228L229 119V121H228V119H226ZM11 119H13L14 121H16V122H14L13 120L11 121ZM38 120V121H35V120ZM90 119H91V121H90ZM101 119V120H100ZM119 119V120H118ZM165 119V120H164ZM196 119H198V120H196ZM211 119H212V122H211ZM223 119V120H222ZM2 120L5 122L6 120V122L4 123V122H2ZM30 120L31 121H33L34 120V122H32V124H29L30 123ZM78 120V121H77ZM100 120V121H99ZM116 120V121H115ZM123 120V122H119V121H122ZM189 120V119H188ZM194 120V121H193ZM216 120V121H215ZM222 120V121H221ZM9 121V122H8ZM71 121V122H70ZM87 121V122H86ZM102 121V122H101ZM104 121V122H103ZM127 121V122H126ZM167 121V122H166ZM223 121H226V122H223ZM11 122V123H10ZM25 122V123H24ZM56 122L59 124H56ZM67 122V123H66ZM81 122V123H80ZM91 122H92V124H91ZM94 122V123H93ZM109 122V123H108ZM120 123L119 125H115V123ZM125 122V123H124ZM177 124H176V123ZM213 122H214V124H213ZM215 122L217 123V125H218V127H215L216 125H215ZM228 122V123H227ZM4 123V124H3ZM10 123V124H9ZM30 125H28V124ZM62 123V124H61ZM75 123V124H74ZM89 123H90V125H89ZM104 123V124H103ZM108 124V127H107V124ZM113 123V124H112ZM116 123V124H117ZM167 123H168V125H167ZM195 124V125H192V124ZM224 123H226V124H224ZM260 123H262V125H260ZM16 125V127H19V132H24V135L23 136H27L24 140H23V144H22V146L20 147V150H18L19 148H17V146H16V144H15V141H12V140H14V137H13V135H12V127L11 126H15ZM27 126H25V125ZM36 124V125H35ZM41 124V125H40ZM68 124V125H67ZM71 124V125H70ZM101 124V125H100ZM111 124H112V126H111ZM125 124V125H124ZM191 126H189V125ZM22 127H21V126ZM33 125V126H32ZM54 125V126H53ZM88 125V126H87ZM96 125H98L97 127H96ZM99 125H100V128H98L99 127ZM113 125H115V127H113ZM121 125V126H120ZM127 125V126H126ZM2 126V127H1ZM7 126V127H6ZM25 126V127H24ZM35 126H37V128L35 127ZM58 126V127H57ZM63 126V127H62ZM70 126V127H69ZM74 126V127H73ZM92 126L94 127V128H92ZM112 127V128H110V127ZM119 126H120V128H119ZM185 126V127H184ZM209 126H211V127H209ZM212 126H214V127H212ZM225 126V127H224ZM233 126H234V128L236 127V129H234V132H232L233 131ZM263 126V127H262ZM21 127V128H20ZM76 127V128H75ZM79 127V128H78ZM83 127H84V129H83ZM86 127H89L88 129L86 128ZM123 127V128H122ZM220 127V128H219ZM230 129V127H231V131L228 129V128ZM10 130V132H11V134H10V132H8L9 130ZM23 128H27V132H25V129H23ZM37 130H36V129ZM91 128H92V130L93 131H91ZM102 128H103V130H102ZM118 128V130H116ZM193 128V129H192ZM211 128V129H210ZM217 128V130H215ZM224 130H223V129ZM238 128V129H237ZM31 129H32V131H31ZM45 129V130H46ZM62 129V130H61ZM64 129H69V131H70V133L72 134H74V133H76L75 134V139H74V141L76 140L77 141V143H78V141L79 142H87V140H88V136H89V134L91 133H93V134H95V136H97V135H99V136H97V138L98 139H96V142L94 143V152L92 153V151H90V152H88L89 150L84 146V144H82V146H81V144L78 146H76V148H77V155H78V157H77V160H75V162H74V160H72L73 159V157H71L70 156V153H68L67 151L66 152H64V153H62V154H58V153H56V152H53V151H51L49 148H50V146L48 147V145H45L42 149L40 148V147H42V142H43V140L44 141H46V140H48L49 138H51L52 136L54 137V135H58V138L59 139H64V140H67V139H72L71 137H69V136H67V135H62V132H60V131H63ZM86 129V130H85ZM90 129V130H89ZM110 129H112V131L110 130ZM124 129V130H123ZM130 129V130H129ZM8 130V131H7ZM24 130V131H23ZM33 130H35V131H33ZM39 130H41V131H39ZM44 132H43V131ZM50 130V131H49ZM105 130V131H104ZM110 130V131H109ZM121 130V131H120ZM123 130V131H122ZM173 130V131H172ZM190 130H192V132H190ZM230 131V132H226V131ZM236 130H238L240 133L241 132H246V136L244 135V137H246V139L245 138H243V140L241 141V140H239V142L237 143V145H235L236 144V141H233L234 140V138L236 137V135L238 136V134L239 133H237L236 132ZM29 131V132H28ZM83 131V132H82ZM94 131H97V132H94ZM115 131V132H114ZM120 131V132H119ZM223 131V132H222ZM225 131V132H224ZM251 131H253V130H251ZM250 131V132H251ZM4 132V133H5ZM32 134H31V133ZM41 132V133H40ZM60 134H59V133ZM80 132V133H79ZM86 132V133H85ZM90 132V133H89ZM104 132V133H103ZM119 132V133H118ZM178 132V133H177ZM196 132V133H195ZM207 132V133H206ZM212 132V133H211ZM4 133H2V134H4ZM36 133V134H35ZM47 133H48V135H47ZM78 133V134H77ZM113 133H115V134H113ZM182 133H183V135H182ZM191 133V134H190ZM193 133V134H192ZM195 133V134H194ZM208 133H209V135H208ZM223 133V134H222ZM224 133H226V134H224ZM232 133H233V135H232ZM28 134V135H27ZM31 134V135H30ZM38 134V135H37ZM41 136H40V135ZM80 134V135H79ZM82 134V135H81ZM111 134H113V135H111ZM179 134V135H178ZM187 134V135H186ZM10 135V136H9ZM11 135H12V137H11ZM33 135V136H32ZM35 135V136H34ZM37 135V136H36ZM76 135H78L77 136V138H76ZM117 135V136H116ZM121 135V136H120ZM226 135V136H225ZM235 135V136H234ZM263 135V136H262ZM30 136H32V137H30ZM81 136V137H80ZM84 136V137H83ZM101 136V137H100ZM125 136V137H124ZM128 136V137H127ZM174 136V137H173ZM228 139V142H226V139H225V137ZM10 137V138H9ZM36 137V138H35ZM40 137V138H39ZM86 137H87V139H86ZM104 137H105V140H104ZM118 137H119V139H118ZM179 137V138H178ZM197 137V138H196ZM201 137V138H200ZM211 137V138H210ZM219 137V138H218ZM222 137V138H221ZM251 137V138H250ZM260 137V138H259ZM31 138H32V140H31ZM38 138V139H37ZM44 138V139H43ZM100 138V139H99ZM127 138V139H126ZM174 138V139H173ZM182 138V139H181ZM184 138V139H183ZM193 138V139H192ZM198 138H199V140H198ZM230 138H231V141H233V142H231L230 141ZM239 138V137H238ZM249 138V139H248ZM255 138V139H254ZM9 139V140H8ZM12 139V140H11ZM26 139L28 140V141H26ZM36 139V141H34ZM40 139V140H39ZM104 141H103V140ZM178 139V140H177ZM187 139V141H185ZM210 139V140H209ZM224 140V141H222V140ZM233 139V140H232ZM247 139H248V141L250 142V143H248V141H247ZM258 139V140H257ZM12 141V145H11V141ZM119 140H122V141H119ZM128 140V141H127ZM155 140V141H154ZM173 140H174V143H173ZM194 140V141H193ZM200 140H202V141H200ZM210 142H209V141ZM212 140H214L213 141V143H211L212 142ZM216 140V141H215ZM221 140V141H220ZM245 140H246V142H247V144H251V147H252V145H253V147H255L254 149L256 150V153H258L257 155H256V153H254L253 155H252V152H250L249 150H248V148H250V146L249 145H246V142H245ZM31 141L33 142V144L31 143ZM40 141H42V142H40ZM116 142V144H113V143H115ZM124 141H126V142H124ZM132 141V142H131ZM137 142V145L135 144L136 142ZM182 141V142H181ZM204 141V142H203ZM207 141V142H206ZM230 141V142H229ZM257 141V142H256ZM260 143H259V142ZM9 144H8V143ZM28 142H30V143H28ZM38 142V143H37ZM40 142V143H39ZM111 142V143H110ZM118 142H120V145L118 144ZM140 142V143H139ZM194 142V143H193ZM203 142V143H202ZM26 143L31 147V148H34V150L35 151H40L41 153L38 155V157L36 158V156H35V158L33 157V159H30V160H26V158L24 159V156H22L23 154L22 153H24V152H26V150H27V146H26ZM35 143V144H34ZM37 143V144H36ZM69 143H72V140H70L69 141ZM123 143H126V144H128V145H126V147H125V144H123ZM187 145H186V144ZM189 143H191V144H189ZM207 143V144H206ZM209 143H211V144H209ZM218 145H217V144ZM220 143V144H219ZM224 143H227V144H225L224 145ZM230 143V144H229ZM15 144V145H14ZM100 144V145H99ZM104 144V145H103ZM107 144H109V145H107ZM112 144V145H111ZM118 144V145H117ZM181 144V145H180ZM193 144H195V145H193ZM209 144V145H208ZM243 144V145H242ZM262 144V145H261ZM35 145H36V147H35ZM39 145V146H38ZM114 145H115V147H114ZM124 145V146H123ZM132 145V146H131ZM184 145H186V146H184ZM191 145V146H190ZM206 145H208L207 146V148H206ZM214 145H215V147H214ZM228 147H230V148H228ZM259 145H260V147H259ZM10 146H12L13 147V151L12 150H10L11 149V147ZM110 146H111V148H110ZM121 146V147H120ZM124 148H123V147ZM129 146V147H128ZM135 146V147H134ZM140 146V147H139ZM172 146V147H171ZM198 148H197V147ZM214 148H213V147ZM217 146V147H216ZM218 146H219V148H218ZM224 146H225V148H226V150H227V152L226 151H223L222 152V150L224 149L225 150V148H224ZM240 146V147H239ZM243 146H245V147H243ZM134 147V148H133ZM139 149H138V148ZM174 147H176L177 149H175ZM196 147V148H195ZM204 147V148H203ZM210 147V149H208ZM239 147V148H238ZM80 148L81 149H84V151L82 150H80ZM120 148V149H119ZM159 148V149H158ZM206 148V149H205ZM232 148V149H231ZM246 148V149H245ZM37 149V150H36ZM78 149L82 152V155H81V152L80 151H78ZM138 149V150H137ZM179 149V150H178ZM200 149V150H199ZM208 149V150H207ZM222 149V150H221ZM230 149V150H229ZM257 149H259L258 151H257ZM23 150H24V152H23ZM108 150V151H107ZM156 150V151H155ZM164 150H165V152H164ZM178 150V151H177ZM248 150V151H247ZM15 151V152H14ZM50 151V153H48ZM113 151V152H112ZM124 151V152H123ZM159 153H158V152ZM167 151V152H166ZM168 151H171V153L169 152L168 153ZM205 151V152H204ZM209 151V152H208ZM235 151H236V153H235ZM238 151V152H237ZM239 151H241V152H239ZM12 152H14V154L16 153H20V154H17V157H13V156H16V154L14 155V154H12ZM87 152V153H86ZM103 152V153H102ZM116 152V153H115ZM164 152V153H163ZM176 155H174L173 153ZM180 152V153H179ZM187 152V153H186ZM211 152V153H210ZM231 152V153H230ZM246 152H248L249 154L247 155L246 154ZM27 153V152H26ZM83 153H84V155H83ZM92 153V154H91ZM97 153V154H96ZM107 153H109V154H107ZM113 153V154H112ZM124 153V154H123ZM126 153H127V155H126ZM142 153V154H141ZM162 155H161V154ZM190 153V154H189ZM208 153V154H207ZM221 153V154H220ZM239 153V154H238ZM241 153V154H240ZM244 153V154H243ZM45 154V155H44ZM56 154V156L57 157H59V158H57L56 156L54 157V155ZM65 156H64V155ZM95 154V155H94ZM101 154V155H100ZM168 154V155H167ZM182 154V155H181ZM196 154H197V156H196ZM207 154V155H206ZM212 154V155H211ZM232 154H234V155H232ZM235 154H236V156H235ZM243 154V155H242ZM260 154V155H259ZM47 155L49 156V157H47ZM62 155V156H61ZM67 155V156H66ZM91 157H90V156ZM122 155H123V157H122ZM126 155V156H125ZM129 155V156H128ZM171 155V156H170ZM181 156V157H179V156ZM193 155V156H192ZM210 155V156H209ZM215 155V156H214ZM249 155L252 157V158H249ZM259 155V156H258ZM81 156V159L79 158ZM83 156V157H82ZM85 156V157H84ZM96 156V157H95ZM106 156H108V157H106ZM110 156H112V157H110ZM137 156V157H136ZM161 156V157H160ZM168 156H170V157H168ZM178 156V157H177ZM185 156V157H184ZM204 156H206V157H204ZM207 156H209V157H207ZM229 156V157H228ZM263 156V157H262ZM42 157H44L43 159H42ZM56 159V161H55V159ZM68 157V158H67ZM89 157V158H88ZM105 157L107 158V159H105ZM117 157V158H116ZM127 157H128V159H127ZM130 157H132V158H130ZM159 157V159H157ZM163 157V158H162ZM166 157V158H165ZM191 157H192V159H191ZM199 157V158H198ZM237 157L239 158V159H237ZM39 158V159H38ZM47 158V159H46ZM64 160H63V159ZM97 158V159H96ZM114 158V159H113ZM141 158V159H140ZM175 160H174V159ZM180 158H184V163H183V161H182V159H180ZM200 158H202V159H200ZM234 158V159H233ZM243 158V159H242ZM20 159H22V160H20ZM35 159V160H34ZM58 159H60L59 160V162L57 161ZM69 159H70V161H69ZM83 159V160H82ZM119 159H121V160H119ZM124 159H127V160H124ZM168 159H169V161H168ZM179 160V162H178V160ZM201 161H200V160ZM209 159V160H208ZM215 159V160H214ZM226 160V164H224V161ZM236 159V160H235ZM241 159V160H240ZM255 160L256 161V163L254 164V162L255 161H253V160ZM41 160V161H40ZM79 160V161H78ZM86 160H88V161H86ZM97 160V161H96ZM108 160V161H107ZM176 160H177V164H176ZM186 160V161H185ZM188 160V161H187ZM192 160V161H191ZM203 160V161H202ZM212 160H214V161H212ZM230 160H232V161H230ZM238 160V161H237ZM242 160L244 161V164H243V162H242ZM34 161V162H33ZM39 161V162H38ZM42 161H46V163H45V165H44V162H42ZM66 161H68V162H66ZM77 161V162H76ZM92 161H93V163H92ZM111 161V162H110ZM141 161H142V163H141ZM149 161H151V162H149ZM168 161V162H167ZM191 161V163H194V162H196L197 161V163H199V164H201V171H202V173L200 172V174L198 175V173L195 175L196 177H194L193 178V181L192 180H190V181H187L186 179H185V181H184V177H186V174H187V171H188V169L189 168H187V167H189V162ZM209 161V162H208ZM230 161V162H229ZM234 161V162H233ZM241 161V162H240ZM24 162H26V163H24ZM27 162H28V164H27ZM42 162V163H41ZM56 162V163H55ZM62 162H64V164L62 163ZM84 162V163H83ZM99 162V163H98ZM102 162V163H101ZM118 164H117V163ZM125 162V163H124ZM139 162V163H138ZM163 162V163H162ZM169 162H171V163H169ZM172 162H175V164L174 163H172ZM181 162V163H180ZM203 162V163H202ZM215 162V163H214ZM230 163L229 165H228V163ZM240 162V163H239ZM23 163V164H22ZM43 165H41V164ZM48 163V164H47ZM89 163V164H88ZM133 163H134V165H133ZM149 164V165H147V164ZM164 163L167 165V167H168V165L171 167L170 169H171V174H169V175H166L165 176V174H163V172L160 170V168H161V164L163 165V166H165L164 165ZM212 163V164H211ZM218 163V164H217ZM242 163V164H241ZM25 164V165H24ZM37 164V165H36ZM60 164V165H59ZM80 164V165H79ZM114 164V165H113ZM125 164V165H124ZM142 164V165H141ZM172 164V165H171ZM179 164V165H178ZM204 164V165H203ZM208 165L207 166V168H206V165ZM217 164V165H216ZM234 164V165H233ZM236 164V165H235ZM36 165V167H34ZM44 167V169L41 167ZM53 167H52V166ZM56 165V166H55ZM118 165V166H117ZM132 165V166H131ZM139 165V166H138ZM157 165V166H156ZM186 165V166H185ZM203 165V166H202ZM212 165V166H211ZM220 165H222L223 167H221V169L222 168H224L225 169V171L228 169V172H229V169H231L232 167V170H230V174L229 173H226L227 174V176H226V174H224V173H222V172H220V169L218 168V167H220ZM227 165V166H226ZM239 165L241 166V165H243V166H241V167H239ZM260 165V166H259ZM12 166H11V168H8V170H13L14 171V169H12ZM48 166V167H47ZM61 166V167H60ZM63 166V167H62ZM69 166V167H68ZM88 167V168H86V167ZM93 166V167H92ZM113 166H114V168H113ZM117 166V167H116ZM129 166V167H128ZM139 167V169H138V167ZM176 166V167H175ZM211 166V168H209ZM215 166H217V168L215 167ZM229 166V167H228ZM244 166H246V167H244ZM249 166V167H248ZM49 167H51V168H49ZM66 167V168H65ZM73 168V171L74 172H81L82 173V171H81V169L82 170H85V172H87L86 173V175H85V177H94V178H98V180H100V182L101 183H108V182H110V181H113V180H115L118 176H119V174L120 173H128V175L126 176V177H124V179L126 178V182H125V184H124V187H123V190H122V193H112V192H109L110 194H107V193H105V189H104V186H105V184H104V186L101 184L99 187L97 186L96 188H95V191L96 192H94V195H98V196H95L96 197V201H97V203H96V201L92 204L91 202H89L88 200H89V190H88V188H89V186H88V184H87V179L85 180L83 177L82 178H80V179H77V177H75L73 174H74V172H72V171H70V168ZM102 167V168H101ZM110 167H111V169H110ZM130 167H134V169H131ZM136 167H137V169H136ZM204 167H205V169H204ZM231 167V168H230ZM258 167H259V169L260 170H258ZM34 168H35V170H34ZM40 168V169H39ZM52 168H54V169H52ZM58 168V169H57ZM113 168V169H112ZM186 168V169H185ZM240 168L242 169L241 171H240ZM263 168V169H262ZM46 169V170H45ZM48 169V170H47ZM50 169V170H49ZM60 169V170H59ZM115 169V170H114ZM131 169V170H130ZM141 169L143 170V171H141ZM154 169V170H153ZM182 169V170H181ZM185 169V170H184ZM204 169V170H203ZM207 169H211V171L213 170V172L215 171V170H217V169H219V172H218V170L217 171H215V173H213L212 174V172H211V174L209 175L208 173H206V170ZM215 169V170H214ZM234 169H237V170H239V172H237V170H234ZM102 172H101V171ZM174 170V171H173ZM176 170V171H175ZM177 170H178V172H177ZM181 170V171H180ZM243 170H244V173H243ZM255 170V171H254ZM257 170H258V172H257ZM12 171V172H13ZM34 171H35V173H34ZM89 171H90V173H89ZM100 171V172H99ZM113 171V172H112ZM138 173H137V172ZM204 171V172H203ZM36 172H37V174H36ZM45 173V176L46 177H44V174H42V173ZM51 172V173H50ZM150 172V173H149ZM177 172V173H176ZM181 172V173H180ZM184 172V173H183ZM217 172V173H216ZM232 172H234V173H232ZM236 172L238 173L237 175H236ZM39 173V174H38ZM107 175H106V174ZM111 173V174H110ZM114 173V174H113ZM159 173H161V175L159 174ZM204 173H206V174H204ZM221 173V176L219 175V174ZM241 173V174H240ZM49 174V175H48ZM130 174V175H129ZM132 174H133V176L134 177H132ZM137 174V175H136ZM144 174V176H142ZM156 174H158V175H156ZM177 175L179 178H182L181 179V181H182V183L180 184V188H181V191H182V195L183 194H185L186 195V193L188 194V196L190 195V192L192 193L193 191H196V192H193V193H195V194H197V196H195L193 193H192V195H194L196 198H197V201H195V202H199L200 200H204L205 201V203H204V201L202 200V201H200L199 203H195V202H190L189 200H185L184 198H183V196H181V194L178 192V191H180V190H178V189H176V190H174V187H173V183H172V181H173V178H171L172 177V175ZM202 174V175H201ZM224 174V175H223ZM229 174V175H228ZM234 174V175H233ZM263 174V175H262ZM36 177H35V176ZM37 175H39L38 177H37ZM67 175V176H66ZM82 175H84V173H82ZM109 175V176H108ZM138 175H140V176H138ZM154 175L156 178H158L159 180L161 179V180H163L164 179V177L163 176H165V179H167V180H165L164 179V182L162 183L161 182V180H160V182H161V185H160V182L154 177H152V176ZM163 175V176H162ZM204 175V177H202ZM206 175V176H205ZM215 175V176H214ZM217 175H219V176H217ZM239 175V176H238ZM259 175V176H258ZM261 175V176H260ZM56 176V177H55ZM71 176V177H70ZM96 176V177H95ZM107 176L109 177L108 179H107ZM146 176V177H145ZM200 176V177H199ZM208 176V178H206ZM35 177V178H34ZM92 177V178H93ZM137 177V178H136ZM141 177V178H140ZM144 177V178H143ZM148 177V180L146 181V178ZM160 177V178H159ZM215 178V180H213L214 178ZM218 177H219V179H218ZM227 177V179L226 180H228V181H226L224 178H226ZM232 177V178H231ZM37 178V179H36ZM68 178H69V180H68ZM70 178L72 179V180H70ZM171 178V179H170ZM198 178V179H197ZM201 178V179H200ZM235 178H236V182L237 183H233L234 181L233 180H235ZM34 179H35V181H34ZM135 179V180H134ZM140 179V180H139ZM145 179V183L143 182V184L145 185H147V187H146V185L144 186V185H141L142 183H140L139 184V181L140 182H142V180H144ZM170 179V180H169ZM203 179V180H202ZM208 179H211V180H208ZM220 179L222 180V179H224L225 181H223V182H221L220 181ZM68 180V181H67ZM77 180V181H76ZM90 179H88V181H89ZM154 182H153V181ZM156 180V181H155ZM199 180H201V182L199 181ZM213 180V181H212ZM86 181V182H85ZM134 181H135V184H134ZM158 181V182H157ZM180 181V182H181ZM198 181V182H197ZM206 181V182H205ZM208 181H209V184H207L208 183ZM215 181V182H214ZM218 181V183H220V184H218V183H216ZM129 182V183H128ZM185 182V183H184ZM196 182V183H195ZM211 182H212V184L213 185H215V186H218V187H220V188H217V187H215V190L213 191V189H214V187H213V185L211 184ZM224 182H228V183H224ZM244 182V183H243ZM75 183V184H74ZM82 183L84 184V186L82 185ZM149 183V184H148ZM166 183V184H165ZM170 183V184H169ZM187 183H190V188L193 186V184L195 185V186H193L194 188H196V189H199L200 190V192L198 191V190H193V188L190 190V192L188 191L189 190V188H188V185H186ZM192 183V184H191ZM204 183V184H203ZM225 185V186H227L228 188L226 189L225 187H223V184ZM259 183H261V184H259ZM58 184V186H59V188H58V190H57V195L58 196H60V200H61V205H62V209H61V211L59 210V207H57L56 206V208L55 209H57V210H55V211H52V209H53V205L50 203V201H51V196H52V194H53V190H54V188L56 187V185ZM78 184H79V186H78ZM133 184V185H132ZM139 184V185H138ZM155 184H157V185H155ZM164 186H163V185ZM183 184H184V187H183ZM202 184V185H201ZM207 184V185H206ZM218 184V185H217ZM232 185L231 187L233 188H231V190L229 189L230 188V185ZM238 184V185H237ZM257 184V185H256ZM4 185V188L2 187ZM148 185H150V186H148ZM167 185H168V187H167ZM200 185V186H199ZM203 185H205V186H203ZM259 185V186H258ZM263 187H262V186ZM78 186V187H77ZM102 186H103V188H102ZM161 186H162V188H161ZM197 186H198V188H197ZM236 186H238V190H236V192L234 191V189L235 188H237ZM251 186V187H250ZM70 187V188H69ZM127 187V188H126ZM144 187V188H143ZM148 187H151L150 189H148ZM155 187L157 188V191L156 192H154V190H156L155 189ZM185 187H187V188H185ZM200 187V188H199ZM204 187V188H203ZM205 187H207L206 189L208 190V187H209V190L208 191H206V189H205ZM222 187V188H221ZM244 188V190H243V188ZM261 188L260 190L259 189H257V188ZM36 189L35 191L34 190H31V189ZM68 188L70 189L69 191H68ZM100 188V189H99ZM130 188V189H129ZM136 188V189H135ZM138 188H140V189H138ZM143 188V189H142ZM154 188V189H153ZM160 188V189H159ZM201 188H202V190H204V191H202L201 190ZM224 188V189H223ZM71 189H73V190H76V192H79L80 190L82 191V193H81V191L78 193V194H80V195H78V194H75L74 192V195H73V193H70V191H71ZM85 189V190H84ZM145 189V190H144ZM159 189V190H158ZM174 190L175 192L173 193V191L172 190ZM219 189H220V191H219ZM239 189H240V191H239ZM242 189V190H241ZM245 189H247V190H245ZM249 189V190H248ZM257 189V190H256ZM87 190V191H86ZM98 190V191H97ZM127 190V191H126ZM129 190V191H128ZM137 190V191H136ZM142 190H144L143 192L145 193V195H142L141 196V194L143 193L142 192ZM161 190V191H160ZM163 190V191H162ZM171 190V191H170ZM221 190L223 191L222 193L226 196H224L222 193H220L221 192ZM226 190H227V192H226ZM230 192H229V191ZM232 190H233V192H232ZM258 190H259V192H258ZM37 191V192H36ZM64 191V192H63ZM135 191H136V193H135ZM147 191V192H146ZM149 191V192H148ZM165 191V192H164ZM198 191V192H197ZM210 191H211V193H212V195L210 196L211 198H213V199H211L210 197H209V194H211L210 193ZM218 191V192H217ZM227 193H225V192ZM238 191V192H237ZM243 191H245V192H243ZM246 191H249L250 192V194H252L253 196V199H254V197H255V201H256V203H258V204H256L255 202L252 204V203H250V204H252L253 205V207L254 208H256V209H251L252 208V205H250V204H248L247 205V203H249L248 201L246 202V199L243 201L242 200V198L244 199V196H246V197H249L248 196V193L246 192ZM254 191V192H253ZM261 191V192H260ZM33 193V192H35V193H33L32 195L30 194V193ZM84 192V193H83ZM130 194H129V193ZM131 192H132V194H131ZM137 192H142V193H140V194H138L137 195ZM153 192H154V194H153ZM214 192V193H213ZM229 192V193H228ZM263 192V193H262ZM5 195H4V194ZM68 193V194H67ZM96 193V194H95ZM98 193H100V194H98ZM105 193V194H104ZM112 193V194H111ZM143 193V194H144ZM147 193H149V194H147ZM158 193H160L159 195H158ZM204 193V194H203ZM215 193H217L216 194V196H215ZM233 193V194H232ZM240 194L241 193V196L239 195L238 196V194ZM247 193V195H245ZM262 193V194H261ZM61 194H62V196H61ZM84 194V195H83ZM129 194V195H128ZM136 194V196H134L133 197V195H135ZM228 194H232L230 197L228 196ZM2 195H3V197H2ZM70 195V196H69ZM100 195V196H99ZM101 195H102V197H101ZM126 197H125V196ZM130 195H132V196H130ZM147 195L149 196V195H151V196H149V197H147ZM152 195H154V197L155 198H157V199H160V203L161 204H159V202H157V199H155V200H153L154 199V197L152 198ZM173 195V196H172ZM174 195H175V197H174ZM176 195H177V200L178 201H176ZM204 195V196H203ZM257 195V196H256ZM10 196H12V197H10ZM73 196V197H72ZM76 196H77V198L79 199L80 198V202H78L79 200L76 198ZM120 196V197H119ZM129 196H130V198H129ZM137 196H138V198H137ZM139 196H141V197H139ZM146 198H145V197ZM162 198H161V197ZM165 198H164V197ZM203 196V197H202ZM238 196L240 199H238V197H237V201H233L232 202V200H235V198ZM68 197H70V198H68ZM98 197V198H97ZM125 197V198H124ZM133 197V198H132ZM136 197V198H135ZM160 197V198H159ZM172 197H174L173 199H172ZM178 197H180V199L178 198ZM199 197V198H198ZM218 197H221V199L220 198H218ZM258 197H261L260 199H262V200H259V198ZM2 198H4V199H2ZM82 198V199H81ZM140 198V199H139ZM145 198V199H144ZM148 198V199H147ZM149 198H151L153 201H156V202H154V204H153V201H151V199H149ZM215 198H217V200L215 199ZM232 199V200H230V199ZM69 199H71V201H69ZM112 199V200H111ZM132 199V200H131ZM138 199V200H137ZM169 199V200H168ZM188 199V198H187ZM198 199H199V201H198ZM207 199V200H206ZM215 199V200H214ZM222 201H224L225 199L226 200H228V201H224V202H226L227 204H229L228 206H225L224 204H223V206H222V202L220 201V200ZM76 201V203H75V201ZM110 200V201H109ZM122 200V201H121ZM124 200V201H123ZM137 200V202L136 203H134L135 201ZM145 200V201H144ZM149 200H150V202H149ZM164 202H166V203H164V208L162 209V204H163V201ZM172 200V201H171ZM173 200H174V202H173ZM211 200H213V201H215V202H211ZM101 201V202H100ZM112 201V203H110ZM132 201V202H131ZM144 201V202H143ZM149 203H147V202ZM159 201V200H158ZM170 201H171V203H170ZM208 201V202H207ZM210 201V202H209ZM220 201V202H219ZM260 201H262L261 203H259ZM25 202V203H26ZM66 202V203H65ZM71 202V203H70ZM78 202V203H77ZM117 202L120 204V205H118L117 204ZM139 202V203H138ZM151 202H152V205H151ZM169 202V203H168ZM182 202V203H181ZM231 202V203H230ZM237 202V203H236ZM242 202H244V204H242ZM82 203V204H81ZM96 203V204H95ZM105 203H109L108 204V206H107V204H105ZM155 203H156V205H155ZM178 205H177V204ZM206 203H208L207 205H209L210 206V204H212L210 207L209 206H206L205 207V205H206ZM232 203H234V205L232 204ZM10 204V205H9ZM26 204V205H27ZM72 204V205H71ZM90 204V206H88ZM123 204V205H122ZM144 204V205H143ZM171 204V205H170ZM184 204V205H183ZM188 204H190V205H188ZM200 204H202V206L200 207ZM216 204H218V205H216ZM221 204V205H220ZM261 204V205H260ZM6 207H5V206ZM76 205V206H75ZM97 205V206H96ZM101 205V206H100ZM104 205V206H103ZM117 205V206H116ZM156 206V208H155V206ZM158 205V206H157ZM180 205H181V207H180ZM183 205V206H182ZM220 205V206H219ZM231 205H233V206H231ZM242 205H244L245 207H248V206H250V207H248L247 208V211H250L251 212V214H253L252 213V211L254 212V214L253 215H249V213H247V211L246 210H244L241 206ZM257 207H256V206ZM93 206H94V208H93ZM98 206H100V207H98ZM103 206V207H102ZM114 206V207H113ZM124 206V208H122ZM126 206V207H125ZM141 206V207H140ZM168 206V207H167ZM174 207V209L173 208H170V207ZM187 206V207H186ZM190 206V207H189ZM192 206V207H191ZM226 208H225V207ZM233 208H231V207ZM235 206V207H234ZM238 206H240V207H238ZM262 206V207H261ZM87 207V208H86ZM90 207V211H91V217L93 216V218H95V216L99 213V209L101 208V209H103V212H102V214H104V216H106V218H109L110 220H111V223H112V228L106 233V232H104L105 234L103 235V236H100V237H97V238H99L98 240H94V239H97V238H95V237H89V239L87 238V239H85V240H83V239H81V240H77L76 239V236H71V238H70V236L69 235H67V237L68 238H70L71 239V241L70 242H68L69 240H68V238L67 237H65V238H63L61 235H60V227H58L56 224H55V221H54V219H53V216H55V214H57L56 215V218H57V220L61 223V224H63V222H64V220H63V216L65 215V213H68V212H70V209L71 210H75L76 212H78V214H82V215H84L85 214V212L86 211H88V208ZM92 207V208H91ZM109 207V208H108ZM121 207V208H120ZM180 207V208H179ZM198 207H200V208H198ZM221 207V208H220ZM224 207V208H223ZM237 207V208H236ZM261 207V208H260ZM79 208V209H78ZM86 210H85V209ZM143 208V209H142ZM151 208H152V210H151ZM161 208V209H160ZM166 208H168V209H166ZM238 208H240V209H238ZM250 208V209H249ZM4 209V210H3ZM92 209H93V211H92ZM114 209V210H113ZM180 211H179V210ZM190 209V210H189ZM226 209V210H225ZM67 212H66V211ZM78 210V211H77ZM121 210H124V211H121ZM148 212H147V211ZM166 210H168V211H166ZM169 210H172V211H169ZM224 210V211H223ZM228 210V211H227ZM255 210V211H254ZM263 210V211H262ZM57 211H59L60 213H58ZM141 211V212H140ZM153 211V212H152ZM159 211V212H158ZM161 211H162V214H161V216L159 217V214L161 213ZM185 211V212H184ZM193 213V211H196V214L195 213H193V215L195 216V217H193V215H192V213ZM257 211V212H256ZM61 212H62V216H61ZM147 212V213H146ZM149 212H151L150 214H149ZM189 212V213H188ZM6 213H7V215H6ZM186 213V215H185V219H184V214ZM187 213H188V215H187ZM191 213V214H190ZM201 213V214H200ZM258 213V214H257ZM60 214V215H59ZM77 213H75V215H76ZM96 214V215H95ZM152 214H153V216H152ZM167 214V215H166ZM175 214H178V216H180L181 218H182V220H183V225L186 227V228H188V230H189V236L191 237L190 239H191V241H188V242H186L187 244H183V245H178V242L177 241H175V240H173L172 239V236H169V237H167V238H165L164 236L162 237L163 238V240H160V241H157L156 243H157V245H156V243L154 244V243H152L153 244V247L152 248H150L149 246H148V238L146 237V236H141V234L139 233H137V232H140L142 229H140V230H138V229H133L132 231H131V233L130 234H132L133 235V233H137L138 234V236H139V240H138V242L139 243H134L133 244V246L131 247V248H127V245L128 244H126L125 243V240H124V235H126V233H124L123 231L124 230H127V229H129V228H133V227H130L131 225L129 224V225H123L122 224V221L120 220L121 219V217H123V216H125L127 219H128V221H130V220H134L136 217L138 218L139 217V215H140V217H142L141 218V220L143 219V222L145 221H147V222H151V224L150 223H148V226H150V228H156L154 225H157V226H159V227H161L162 228V230H165V228L168 226V224L169 225H171L172 223H173V221H172V217L174 218L175 217ZM61 217V219H59L60 217ZM142 215V216H141ZM191 215V216H190ZM230 215H231V217H230ZM237 215V216H236ZM259 215V216H260ZM167 216V217H166ZM204 216H206V215H204ZM203 216V217H204ZM148 217H150V218H148ZM155 217V219H153ZM166 217V218H165ZM239 217V218H238ZM246 217H248V218H246ZM36 218V217H35ZM160 218V219H159ZM169 218V219H168ZM151 219H153V220H151ZM163 219V220H162ZM239 219V220H238ZM244 219V220H243ZM63 220V221H62ZM159 220H160V222H159ZM169 220V221H168ZM189 220L190 221H192V224H191V222H189ZM117 221V222H116ZM118 221L120 222V225L118 224ZM7 222V223H6ZM146 222V223H147ZM158 222V223H157ZM162 222H164L162 225H161V223ZM168 222V223H167ZM188 222H189V224H188ZM49 223V224H48ZM157 223V224H156ZM160 223V224H159ZM56 226H55V225ZM154 224V225H153ZM167 224V225H166ZM185 224H188V225H185ZM14 225V226H13ZM13 226V227H12ZM23 226V227H22ZM123 226V227H122ZM154 226V227H153ZM195 226V227H194ZM122 227V228H121ZM158 227V228H159ZM193 227V228H192ZM114 228V229H113ZM160 228V229H161ZM189 228H191V229H189ZM194 228H196V231H195V229ZM120 229H121V231H120ZM192 229H194V230H192ZM191 230V231H190ZM59 231V232H58ZM116 231H117V233H116ZM195 233V235L193 234V232ZM201 231H203V233H200ZM2 232H5V233H2ZM114 232V234H112ZM159 232V231H158ZM191 232H192V234H191ZM196 232H198V233H196ZM205 233V234H204ZM108 234H109V236H108ZM111 234H112V236H111ZM203 235V236H201V235ZM106 235V236H105ZM114 235V236H113ZM193 236V238L194 239H192V236ZM249 237V236H251V237H247V236ZM107 236H108V238H109V240H108V238H107ZM120 236V237H119ZM123 236V237H122ZM141 236V237H140ZM216 236V237H215ZM240 236L242 237V239H244L243 240V242H241L242 240H241V238H240ZM244 236V237H243ZM123 238V240H122V238ZM171 237V238H170ZM200 237V238H199ZM207 237V238H206ZM211 237V238H210ZM213 237H215V238H213ZM50 238V239H49ZM56 238H59L60 239V241H61V243H60V251H58V252H55V250L53 249V245H54V241H55V239ZM107 238V239H106ZM147 238V239H146ZM165 238V239H164ZM201 238H202V240H201ZM247 238V239H246ZM64 239V240H63ZM76 239V240H75ZM104 239V240H103ZM112 239V240H111ZM116 239V240H115ZM140 239H141V242H142V245H141V243H140ZM175 239V238H174ZM209 240V242H208V240ZM216 239H217V241H216ZM246 239V240H245ZM252 239H253V241H252ZM5 240V241H4ZM22 240V239H21ZM91 240V241H90ZM104 241V243H102L103 241ZM106 240V241H105ZM108 240V241H107ZM192 240H194V241H192ZM197 240V241H196ZM205 240H206V243H205ZM83 241V242H82ZM86 241V242H85ZM117 241V242H116ZM119 241H122L121 243L119 242ZM173 241V242H172ZM202 241V242H201ZM212 241V242H211ZM249 241V242H248ZM66 242V243H65ZM74 242V243H73ZM80 242H82V244L80 243ZM85 242V243H84ZM171 242V243H170ZM194 242V243H193ZM196 242H198V243H196ZM204 242V243H203ZM211 242V243H210ZM26 244L27 245V249L26 250H24V248H22L23 246H22V244ZM73 245L72 247H71V244ZM83 243H84V245H83ZM87 243V244H86ZM107 243H111L110 245L108 244L107 245ZM112 243H114V244H112ZM144 243V244H143ZM160 243V244H159ZM166 243H167V246H166ZM170 243V244H169ZM174 243V244H173ZM196 243V244H195ZM220 243V244H219ZM227 243V244H226ZM7 244V245H6ZM32 244H33V246H32ZM65 244V245H64ZM69 244V245H68ZM80 244H81V246H82V248H83V250L81 249V251H80V249L79 248H81V246H80ZM106 244V245H105ZM162 244H164V245H162ZM190 244V246L187 248V245H189ZM203 245L204 244V246H202L203 247V249H201L202 247L201 246H199V245ZM210 245V247L208 246V245ZM247 244V245H246ZM76 245V246H75ZM77 245H78V248H77ZM86 245V246H85ZM94 245V246H93ZM103 247H102V246ZM105 245V246H104ZM114 245V246H113ZM140 245V246H139ZM154 245H155V247H157V249L156 248H154ZM160 245V246H159ZM169 245L171 246L172 245V247H169ZM175 245V246H174ZM176 245H178V247L176 246ZM185 245V246H184ZM192 245V246H191ZM198 245V246H197ZM234 245V247H235V245H236V247L235 248H233V247H231V246H233ZM4 246V247H3ZM8 246V247H7ZM31 246H32V248H31ZM68 246V247H67ZM75 246V247H74ZM163 246V247H162ZM180 246H181V249H182V247H183V249H185V251L182 249V251H180L181 249H180ZM194 246H196L195 248H196V251L194 250ZM208 246V247H207ZM102 247V248H101ZM133 247H135V248H133ZM145 249H147V250H144V248ZM147 247V248H146ZM164 247H166V249H164ZM185 247V248H184ZM198 247V248H197ZM4 248H6V249H4ZM67 248L70 250V252H69V250H67ZM87 248V250H85ZM91 248V249H90ZM104 248H106V249H104ZM133 248V249H132ZM141 248V249H140ZM190 248V249H189ZM237 248V249H236ZM4 249V250H3ZM9 249V250H8ZM75 249H77L76 251H72V250H75ZM89 249V250H88ZM93 249V250H92ZM125 249V250H124ZM128 249H130V250H128ZM136 249H138V251L136 250ZM143 249V250H142ZM160 250V249H162V251H158V252H156V250ZM163 249L164 250H167V251H164L163 252ZM170 249H171V251H170ZM174 249H175V251H174ZM178 251H180V252H178L180 255L178 256L177 254H176V251L177 250ZM186 249L187 250H189V251H191L192 250V252H193V254L191 253V252H187L186 251ZM241 249V250H240ZM128 250V251H127ZM140 250V251H139ZM72 251V252H71ZM117 251H115L116 253H118ZM150 253H149V252ZM155 252V253H157L158 255H159V257H158V255L156 254V256L158 257V260L157 261H153V260H156L157 259V257L156 256H154L153 254H155V253H153V252ZM200 251H202V252H200ZM209 251H210V253H209ZM237 251H238V253H237ZM77 253V254H74L73 255V253ZM126 252V253H125ZM144 252V253H143ZM173 252H174V254H173ZM183 252H185L184 254H183ZM189 254H187V253ZM197 254H196V253ZM240 252V253H239ZM3 253V254H2ZM69 253V254H68ZM103 253H104V255H103ZM115 253V254H116ZM138 253V254H137ZM149 253V254H148ZM163 253V254H162ZM166 253V254H165ZM171 254V256H169V254ZM191 253V254H190ZM195 253V254H194ZM164 254H165V256H164ZM173 254V255H172ZM176 254V255H175ZM187 254V255H186ZM212 254V258L211 259H209V255H211ZM236 254V255H235ZM13 255V256H12ZM67 255V256H66ZM149 255L150 257H147V256ZM168 255V256H167ZM182 255H185L184 256V258H183V256ZM201 255V256H200ZM239 257H238V256ZM17 256V257H16ZM75 256V257H74ZM104 256V257H103ZM187 256V257H186ZM237 256V257H236ZM71 257H72V260L70 261V259H71ZM75 259H74V258ZM76 257H78V259H76ZM139 257V258H138ZM153 259H152V258ZM156 257V258H155ZM164 257H168V259L166 258V261H165V258ZM174 257V258H173ZM175 257H176V259H175ZM64 258V259H63ZM68 258H69V260H68ZM105 258V259H104ZM134 258V259H133ZM155 258V259H154ZM162 258V260H160ZM181 258V259H180ZM191 258V259H190ZM239 260H238V259ZM242 258V259H241ZM61 259V260H60ZM67 259V260H66ZM84 259V260H83ZM137 259V260H136ZM146 259V260H145ZM149 259V260H148ZM153 261V263L151 262L150 263V261L151 260ZM171 259V260H170ZM175 259V260H174ZM83 260V262H81ZM145 260V261H144ZM160 260V261H159ZM163 260H164V262H163ZM185 260V261H184ZM196 260V261H195ZM220 260V261H219ZM30 261V262H29ZM75 261V262H74ZM131 261L132 262H134V263H131ZM139 261V262H138ZM142 261V262H141ZM147 261H148V263H147ZM162 261V262H161ZM169 261H172V262H169ZM174 261H176V262H174ZM188 261H190V262H188ZM222 261H224V262H222ZM65 262V263H64ZM161 262V263H160ZM178 262V263H179ZM157 263V264H158ZM10 264H13V263H10ZM167 264V263H166Z\"/></svg>",
	"mask_w": 264,
	"mask_h": 264
},
{
	"label": "bare ground",
	"instance_id": "2",
	"mask_svg": "<svg viewBox=\"0 0 264 264\" xmlns=\"http://www.w3.org/2000/svg\"><path fill=\"white\" fill-rule=\"evenodd\" d=\"M47 1L48 0H0V11L1 10H3L4 8H6V6H11V7H14L15 8V10L14 11H11L12 12V14H13V16L11 17V18H9V17H7V15H4V17H2L1 18V20H0V28H6L8 25H11V27H16V23L17 22H21V26H22V29H23V37L26 39V42L28 43V44H23V45H20L19 43H17V44H19V46H17V44H14V46H13V48H12V52H13V54H12V52H11V54H12V57H14V56H19V57H21L22 58V56H23V54L21 53V51L22 52H24L23 50H25V51H27L28 53H27V55H28V58H29V56H30V63H29V65H28V71H29V74L28 73H26L27 75V77L23 80V84H22V89H21V91L22 92H26V91H30V90H28L30 87H32L30 84L32 83V82H34L33 81V78H34V75L35 74H37L38 72L41 74V72L44 70V71H47L48 69L50 70L52 67H50V65H49V61L48 62H46L47 60H45L44 58H42V55H41V50L39 49H32L31 48V46L32 47H35V46H37V43L38 42H40V41H42L43 40V35H45L46 33H48L47 31H51L50 29L52 28V27H54V25H55V23L57 24V20L58 19H55L57 16H59V11H56V10H50L49 9V7H48V4H47ZM50 1V0H49ZM158 0H142V1H140V3L139 2H136V1H134V0H59V2H58V7H61V6H63L64 8L66 7V9H67V7H68V9H69V11L70 12H72V13H78V12H76L75 10H76V5L78 4V6L80 5V6H83L85 3L86 4H89V7H88V15L90 16V17H92V15H93V13H95V12H97V10H99V9H102V8H106V7H115L117 10H118V12L121 14V15H123V16H125V13L127 12V11H129V12H134V17H135V21L134 22H136V24L134 25V27L136 26V30H135V32H136V36H137V38H136V40H137V42L138 41H140L139 42V44L141 43V42H143V43H141L142 44V49L141 48H139L140 49V51H137V49L135 48L134 50H133V48L134 47H132V46H135V45H132L131 46V44L133 43V44H135V43H137V42H133V39H134V37H135V34H134V37H133V31L132 30H130V29H126L125 27H124V25L122 24V23H119V25L121 26V27H123L124 28V31H125V36H120V39H122V43H118L119 45H118V47L116 48V49H118L119 50V53H118V57L117 58H115L116 59V61H115V65H116V68H117V71H116V73L114 74V75H117L118 74V76H121V79H122V77H124V78H127L130 74L131 75H133L134 77V81L135 82H133V83H135V85L134 86H132V85H130V82L128 81V80H126V83L123 85V86H121L120 88H119V91H124V90H126L127 88H129V89H132L133 88V90H134V96H133V99H131V100H129V98H125V99H128L129 101H127L128 103H127V108L125 109V111L128 113V115L126 116L125 115V117H128V120L130 121V123H135V124H139V123H141V125L139 126V128L136 130L135 129V131H136V133H135V135L137 136V138H135L136 139V141H140V140H143L144 141V146H145V151H146V157L147 156H150V157H153L155 154H153L152 152H151V150L153 149V146H154V142H153V139H154V137H156L155 139L157 140V138H159V136H160V134H162V138H159L158 140L160 141L161 139H162V141H166V139L163 137V136H165V137H170L171 138V134H174V133H172L171 132V129H177V126L175 127H172L170 130H169V128L164 124V122L163 121H161V120H159V119H157V117L156 118H153V117H151V119L150 118H148V119H150V122H146L145 124H144V119H145V116H144V114H143V112H142V109H145V108H150V107H153V105H154V103L152 102V101H154L155 99H157L156 97H158L159 95L161 96V95H163L164 96V94H165V92H168L169 93V90L172 88V85H176V84H182V85H185L184 83H181V82H184V81H192V78L194 77L195 79L194 80H197V78L195 77V76H193V77H190V78H188L186 75H185V73H183L182 71H184V70H181V69H179V68H177L176 67V69L177 70H174V69H172L173 67H171L169 64H168V66H166L165 68V70L166 71H164V70H162V66L164 67V63H163V61L164 60H161V59H159V58H164L163 56H165V55H167L168 57H169V55L171 54V56H173V58H174V60L176 61V57H177V55H178V53L181 55V50H180V48L179 47H177V46H179L180 45V43L178 42V44L179 45H176L175 44V41H174V39H173V36L171 35V34H173L174 33V30H175V28L177 27V23L175 24V21H176V19H177V12H176V10L175 9H178V7H180V6H178V7H175L174 5H173V3L175 2V1H173V0H168V4H166L165 5V0H159V2H157ZM167 1V0H166ZM191 1V0H190ZM189 1V2H190ZM127 2H129V6H126V5H128L127 4ZM176 2H178V1H176ZM183 2V1H182ZM185 2V1H184ZM188 2V3H189ZM196 2V1H195ZM167 3V2H166ZM187 3V2H186ZM52 4V3H51ZM130 4H132V6H130ZM178 4H180V2H178ZM197 4V5H196ZM54 5V4H53ZM123 5H125V6H123ZM194 5V4H193ZM195 5H196V7L198 6V7H200V9H199V13L201 14V15H203L205 18H206V26H207V29H208V32L212 35V36H214V33H216L215 35L216 36H218V38H219V41H222V40H231V44L233 45V48L231 49V50H229L228 52H226V55H227V59L228 60H234V59H236V61L234 62V68H227V69H223L224 68V66H223V70L226 72V73H228V72H233V74H236L238 77H244V78H246V79H243V83L244 82H246V81H250V83L251 84H253L252 85V87L251 88H247V87H244V86H241L240 88H237V89H234V88H232L230 91L232 92V93H237V94H239L240 92V94H242V93H245L246 92V94L245 95H247V94H249L247 97H249V96H251V98H250V102L248 103V102H246V101H243V102H246L247 103V105L249 104V106H251V108H253V109H251V108H249V109H251V111L253 112V115L251 116H248V115H245V113H243L244 111L242 110V109H234L233 107H232V109L234 110V112H232V113H235V115H231V114H228V116L229 115H231L232 116V121L234 122V123H236V125L238 124L242 129H240L241 131L242 130H244L245 128H247V130L249 131H251V130H253V131H249V133L252 135V139H253V137L255 136V135H257L258 136V133H259V129H257L258 128V126H256V123H258L257 122V118H258V116L256 117V116H254V113H256V112H260V111H262V113H260V114H262V115H264V108H260V106L263 104V103H261V101L262 100H264V94L263 95H260V96H258V95H256V96H254V90H255V88H256V86H257V84L258 83H261V82H264V81H261L259 78H258V75H259V70H260V66H261V63L262 62H264V0H197V3H195ZM189 6V5H188ZM187 6V7H188ZM51 7V6H50ZM122 7H124L123 9H122ZM136 7L138 8V9H136ZM182 7H183V5H182ZM181 7V8H182ZM184 7H185V5H184ZM186 7V8H187ZM9 8V7H8ZM16 8L18 9L19 8V10L17 11L16 10ZM54 8V7H53ZM52 8V9H53ZM62 8V7H61ZM82 8V7H81ZM99 8V9H98ZM185 8V9H186ZM191 9H192V7H190ZM10 9H12V8H10ZM106 9H108V8H106ZM13 10V9H12ZM81 10V9H80ZM103 10H105V9H103ZM179 10V9H178ZM184 10V9H183ZM9 11V10H8ZM62 11V10H61ZM67 11V10H66ZM82 11V10H81ZM102 11V10H101ZM116 11V10H115ZM123 11V12H122ZM194 11V10H193ZM64 12V11H63ZM83 12H85V11H83ZM109 12H111V11H109ZM178 12H180V11H178ZM190 12V11H189ZM112 13V12H111ZM183 13V12H182ZM187 13V12H186ZM196 13V12H195ZM8 14H10L9 12H8ZM18 14V15H17ZM106 14H108V13H106ZM118 14V13H117ZM119 14V15H120ZM126 14H128V13H126ZM179 14V13H178ZM184 14V13H183ZM16 15H17V17H16ZM85 15V14H84ZM114 15H116V14H114ZM131 15V14H130ZM130 15H128V17L130 16ZM189 15V14H188ZM18 16H19V18H18ZM34 16V17H33ZM113 16V15H112ZM184 16V15H183ZM78 17V16H77ZM85 17V16H84ZM109 17V16H108ZM111 17V16H110ZM114 17V16H113ZM133 16H131L130 18H132ZM176 17V18H175ZM181 17H182V15H181ZM67 18V17H66ZM76 18V17H75ZM75 18H72V19H75ZM127 18V17H126ZM126 18H124L123 17V19L126 21L127 19ZM183 18V17H182ZM185 18H187V17H185ZM195 18V17H194ZM70 19V18H69ZM69 19H68V21H69ZM72 19L70 20V22L69 23H65L66 24V26L64 25V24H62L61 22H59V23H61V27H63V29H61V30H63V34L66 32L65 31V29H70V27H72L73 26V24H74V20L72 21ZM88 19V18H87ZM93 19V18H92ZM119 19H121V18H119ZM123 19H121V20H123ZM76 20V19H75ZM180 20V19H179ZM201 20V22H202V19H200ZM83 21H85V20H83ZM97 21V20H96ZM104 21V20H103ZM174 21V22H173ZM181 21V20H180ZM196 21V20H195ZM64 22H66V21H64ZM108 22H110L109 21V19H108ZM115 22V21H114ZM129 22V21H128ZM132 22V21H131ZM130 22V23H131ZM191 22V21H190ZM193 22V21H192ZM198 22V21H197ZM204 22V21H203ZM204 22V23H205ZM86 23H88L87 22V20H86ZM85 23V24H86ZM105 23V22H104ZM124 23V22H123ZM183 23V22H182ZM195 22H193V23H190L189 25H188V29H185L184 28V31L186 30V32H187V30H189V33L191 34V36H192V38H193V40L191 41V43L192 44H190L189 45V43L188 42H186L185 41V45H186V47H184V48H188V49H190L191 50V54L189 55V59L190 60H195L196 58H200L201 56H203V57H206V55H208L207 53L209 52V50L210 49H208V51L206 50V49H204L203 48V46H202V44H201V40L203 39V37H202V35H200V32H198V30L199 29H201V28H199L198 30L196 29V27L198 28V26L196 25V24H194ZM76 24V23H75ZM103 24V23H102ZM199 25H201L200 23H198ZM83 25V24H82ZM133 25V24H132ZM131 25V26H132ZM181 25L182 24H180V27H181ZM86 26V25H85ZM95 26V25H94ZM98 26V25H97ZM130 26V25H129ZM179 26V25H178ZM202 26V25H201ZM11 27H10V29H11ZM56 27V26H55ZM58 27V26H57ZM77 27V26H76ZM89 27V26H88ZM91 27V26H90ZM105 27V26H104ZM110 27V26H109ZM19 28H20V26H19ZM93 28V27H92ZM95 28H97L96 26H95ZM107 28V27H106ZM130 28V27H129ZM132 28H133V26H132ZM204 28V27H203ZM53 29V28H52ZM56 29V28H55ZM78 29V28H77ZM91 29V28H90ZM182 29V28H181ZM180 29V30H181ZM13 30H16L15 28L13 29ZM18 30H20V29H18ZM111 30V29H110ZM197 30V31H196ZM65 31V32H64ZM68 31V30H67ZM81 31V30H80ZM133 33H132V32ZM179 31V28L177 29V31L176 32H178ZM8 32H9V30H8ZM15 32V31H14ZM19 32V31H18ZM17 32V33H18ZM54 32V31H53ZM61 32V31H60ZM86 32V31H85ZM88 32V31H87ZM97 32H98V30H97ZM101 32V31H100ZM118 32V31H117ZM116 32V33H117ZM138 32V33H137ZM181 33H182V31H180ZM204 32V31H203ZM5 33V32H4ZM13 32H11L10 31V34H12ZM20 33H21V30H20ZM52 33V32H51ZM75 33H78V32H75ZM93 33V32H92ZM106 33V32H105ZM111 33V32H110ZM116 33H114L115 35H116ZM206 33V32H205ZM204 33V34H205ZM8 34V33H7ZM14 34V33H13ZM22 34V33H21ZM48 34H50V33H48ZM121 34V33H120ZM188 34V33H187ZM210 34H209V36H210ZM6 35V34H5ZM15 35H16V32H15ZM75 35V34H74ZM84 35V34H83ZM90 35V34H89ZM123 35V34H122ZM208 35V34H207ZM18 36V35H17ZM16 36V37H17ZM50 36V35H49ZM73 36V35H72ZM76 36H77V34H76ZM114 36V35H113ZM180 36V35H179ZM215 36V37H216ZM9 37V36H8ZM11 37V36H10ZM12 37H13V35H12ZM20 37V36H19ZM80 37V36H79ZM99 37H100V35H99ZM107 37V36H106ZM109 37H111V36H109ZM108 37V38H109ZM117 37V36H116ZM115 37V38H116ZM182 37V36H181ZM180 37V38H181ZM204 37H208V36H206V34L204 35ZM49 38V37H48ZM58 38V37H57ZM77 38V37H76ZM19 39V38H18ZM53 39V38H52ZM79 39V38H78ZM85 39H86V37H85ZM89 39V38H88ZM99 39V38H98ZM103 39V38H102ZM176 39V38H175ZM10 40V39H9ZM12 40V39H11ZM40 40V41H39ZM55 40V39H54ZM135 40V39H134ZM181 40H183V39H181ZM46 41H47V39L45 40V43H46ZM59 41V40H58ZM63 41V40H62ZM86 41H87V39H86ZM89 41V40H88ZM93 41V40H92ZM207 41V40H206ZM213 41V40H212ZM8 42H10V41H8ZM17 42V41H16ZM15 42V43H16ZM79 42V41H78ZM80 42H81V40H80ZM90 42V41H89ZM117 42V41H116ZM118 42H120L119 40H118ZM203 42V41H202ZM204 42H205V40H204ZM208 42V41H207ZM97 43V42H96ZM101 43V42H100ZM113 43H114V41L113 40H110V39H107V40H104L103 41V46H104V48H105V54H107V53H109V51L110 50H112L113 49ZM214 44H215V42H213ZM212 43V44H213ZM12 44H13V42H12ZM58 43H56V45H57ZM84 44V43H83ZM88 44V43H87ZM140 44V45H141ZM206 44H208V43H206ZM4 42H2L1 40H0V50H1V52H2V54L4 55V56H6V54L7 53H9L10 51L8 50V46H6V45H4ZM54 45V44H53ZM62 45V44H61ZM70 45H72V43L70 44ZM79 45V44H78ZM96 45V44H95ZM137 46H138V43L136 44ZM86 46V45H85ZM210 46V45H209ZM55 47V46H54ZM56 47H58V46H56ZM88 47V46H87ZM136 47V46H135ZM216 47H218L217 45H216ZM235 47H237V48H235ZM76 48V47H75ZM90 48V47H89ZM94 48V47H93ZM92 48V49H93ZM100 48V47H99ZM220 48H221V46H220ZM54 49V48H53ZM70 49V48H69ZM60 51H62V49H59ZM66 50V49H65ZM84 50V49H83ZM94 50V49H93ZM96 50V49H95ZM220 50V49H219ZM233 50H237V51H239V52H237V53H234L233 52ZM6 51H7V53H6ZM49 51V50H48ZM51 51V50H50ZM88 51V50H87ZM101 51V50H100ZM163 51H167V54H165V55H162V57H161V52H163ZM58 52V51H57ZM65 52V51H64ZM74 52V51H73ZM77 52V51H76ZM75 52V53H76ZM104 52V51H103ZM112 52V51H111ZM207 52V53H206ZM25 53V52H24ZM54 53V52H53ZM67 53V52H66ZM80 53H84V52H80ZM99 53V52H98ZM117 53V52H116ZM214 53V52H213ZM48 54H50V53H48ZM56 54V53H55ZM70 54V53H69ZM74 54V53H73ZM90 54V53H89ZM209 54H210V52H209ZM22 55V56H21ZM54 55V54H53ZM53 55H51V56H53ZM64 55H65V53H64ZM72 55V54H71ZM85 55V54H84ZM93 55H94V53H93ZM111 55V54H110ZM74 56V55H73ZM86 57H87V55H85ZM210 56H213V55H211L210 54ZM215 56V55H214ZM24 57H26V55H24ZM59 57H60V54H59ZM82 57V56H81ZM218 57V56H217ZM10 58L11 57H9L8 58V60H9V67L10 66H13V61L12 60H10ZM27 58V57H26ZM65 58V57H64ZM69 58H71V57H69ZM85 58V57H84ZM88 58V57H87ZM91 58H93V56L91 57ZM215 58V57H214ZM212 59V60H215V59ZM41 59V60H40ZM95 59H96V57H95ZM171 59H172V57H171ZM171 59H170V62H171ZM178 59H182V58H178ZM203 59V58H202ZM208 59V58H207ZM220 59V58H219ZM2 61H3V58L1 59ZM13 60H14V58H13ZM16 60V59H15ZM21 60V59H20ZM19 60V61H20ZM23 60V59H22ZM26 60V59H25ZM24 60V61H25ZM28 60V59H27ZM63 60V59H62ZM68 60V59H67ZM71 60V59H70ZM74 60V59H73ZM76 60V59H75ZM79 60H81L80 58H79ZM85 60H86V58H85ZM91 60V59H90ZM93 60V59H92ZM99 60V59H98ZM146 60H148V61H150V62H148L147 63V61ZM152 60H154L156 63H154V62H152ZM167 60H168V58H167ZM179 60V61H180ZM183 60V59H182ZM204 60H206V59H204ZM216 60H217V58H216ZM222 60V59H221ZM54 61H56L55 59H54ZM88 61H89V58H88ZM104 61V60H103ZM184 61H185V59H184ZM245 61L247 62L246 64H245ZM1 62V61H0ZM17 60H16V65H17ZM52 62V61H51ZM64 62H65V60H64ZM102 62V61H101ZM174 62V61H173ZM177 62V61H176ZM202 62H204V61H202ZM208 62V61H207ZM7 63V62H6ZM5 63V64H6ZM21 63L22 62H20V65H21ZM24 63V62H23ZM28 63V62H27ZM55 63V62H54ZM67 63V62H66ZM87 63V62H86ZM98 63V62H97ZM150 63H154V66L153 67H150L149 68V66H150ZM172 63V62H171ZM179 63V62H178ZM186 64H189V63H187V62H185ZM206 62H204V64H205ZM211 63V62H210ZM217 63H218V60H217ZM223 63V62H222ZM2 64H4L3 62H2ZM14 64V65H15ZM78 64V63H77ZM84 64V63H83ZM88 64V63H87ZM91 64L92 63H89V66H91ZM192 64V63H191ZM213 64V63H212ZM220 64V63H219ZM1 65V64H0ZM7 65V64H6ZM41 65H43L42 67H41ZM71 65V64H70ZM81 65V64H80ZM100 65V64H99ZM114 65V64H113ZM151 65H153V64H151ZM162 65V66H161ZM208 65H210V64H208ZM215 65H216V63H215ZM222 65V64H221ZM18 66V65H17ZM16 66V67H17ZM52 66V65H51ZM57 66V65H56ZM93 66V65H92ZM109 66V65H108ZM190 66H192V65H190ZM213 66V65H212ZM218 66V65H217ZM216 66V68L215 69H217L218 67ZM5 67V66H4ZM8 67V68H9ZM16 67L14 68V69H16ZM67 67H68V65H67ZM66 67V68H67ZM71 67V66H70ZM85 67H87L88 68V66L86 65ZM102 67V66H101ZM105 67V66H104ZM1 68V67H0ZM18 68V67H17ZM25 68V67H24ZM56 67H54V69H55ZM72 68H75L76 69V67H72ZM77 68H79L78 66H77ZM106 68V67H105ZM104 68V69H105ZM111 68V67H110ZM189 68V67H188ZM202 68V67H201ZM201 68H200V70H201ZM211 68H213V67H211ZM211 68H209V69H211ZM242 69L243 70V73H239V71H238V69ZM3 69V68H2ZM19 69V68H18ZM18 69L16 70V71H18ZM22 69V68H21ZM71 69V68H70ZM103 68H98V70H99V72H97L96 74L97 75H99V73H101L102 75H103V70H102ZM108 69H109V67H108ZM112 69V68H111ZM110 69V70H111ZM191 69V68H190ZM199 69V67H197V70ZM5 70H6V67H5ZM23 70V69H22ZM27 70V68H25V71ZM62 70V69H61ZM74 70V69H73ZM73 70H72V72H73ZM78 70V69H77ZM86 70H88V69H86ZM91 70V69H90ZM106 70V69H105ZM223 70H222V72H223ZM16 71H13L14 73L16 72ZM24 71V72H25ZM108 71V70H107ZM195 71V70H194ZM193 71V72H194ZM206 71L208 72L209 70H207L206 69ZM217 71H218V69H217ZM216 71V72H217ZM220 72H221V68H220V70H219ZM2 72V71H1ZM11 72V71H10ZM47 72H49V71H47ZM46 72V73H47ZM53 72V71H52ZM59 72V71H58ZM62 72V71H61ZM75 73H76V75H78V73L79 72H77V71H74ZM81 72H82V70H81ZM85 72V71H84ZM88 72V71H87ZM110 72H112V71H110ZM109 72V73H110ZM115 72V71H114ZM191 72V71H190ZM192 72V73H193ZM198 72H199V70H198ZM211 72H212V75H213V72H214V70L212 71L211 70ZM210 72V73H211ZM216 72H214V73H216ZM6 73V72H5ZM20 73V72H19ZM51 73V72H50ZM50 73H48L47 75L44 73V75H43V73H42V75H41V80L39 81V85H40V88H42V89H46V90H50L51 91V93H54V94H58V93H64V92H66L67 90H66V85L69 83H67L66 85L65 84H63V83H61V82H59L58 80H56V79H53V78H51L50 76H51V74ZM63 73V72H62ZM61 73V74H62ZM66 73V72H65ZM107 73V72H106ZM105 73V74H106ZM191 73V74H192ZM194 73H196V72H194ZM199 73H202V70H201V72H199ZM195 74V75H199L200 76V74ZM17 74V73H16ZM50 74V75H49ZM53 74V73H52ZM57 74V73H56ZM60 74V75H61ZM85 74H88V73H85ZM137 74L139 75V74H141V77H137ZM203 74L204 73H202V76H203ZM205 74H206V72H205ZM208 74H209V72H208ZM19 75V74H18ZM62 75H65V74H62ZM69 75H71L70 73H69ZM76 75H74L75 77H76ZM107 75V74H106ZM109 75H111V74H109ZM194 75V74H193ZM215 75V74H214ZM214 75H213V77L210 75V77L212 78V79H210V80H216V79H214L215 77H214ZM1 76V75H0ZM17 76V75H16ZM20 76V75H19ZM25 76V75H24ZM38 76H39V74H38ZM38 76H37V78H38ZM53 76H54V74H53ZM52 76V77H53ZM66 76H68V74L67 75H65L64 76V78L66 77ZM86 76V75H85ZM88 76V75H87ZM105 76V75H104ZM199 76H198V80L197 81H199ZM204 76H206V75H204ZM215 76H217V75H215ZM220 75H218L217 77H219ZM231 75H229V77H230ZM3 77V76H2ZM21 77V76H20ZM93 77V76H92ZM96 77V76H95ZM102 77V76H101ZM114 77V76H113ZM132 77V76H131ZM226 77V76H225ZM13 78V77H12ZM22 78V77H21ZM24 78V77H23ZM56 78H57V76H56ZM63 78V79H64ZM68 78V77H67ZM66 78V79H67ZM77 78H78V76H77ZM99 78V77H98ZM200 78L202 79L203 77H201L200 76ZM220 78V77H219ZM231 78V77H230ZM255 78H257V79H255ZM15 79V78H14ZM72 79V78H71ZM73 79H74V77H73ZM72 79V80H73ZM79 79L81 80V81H84L85 79H84V76H81L80 74H79ZM106 78H104V80H105ZM132 79V78H131ZM167 79H170L171 81H169V83H168V80ZM182 79V80H181ZM184 79V80H183ZM222 79H223V77H222ZM222 79L221 80H219L218 81V83H221L222 82V84H224L223 83V81H222ZM233 79V78H232ZM3 79L1 78V81H2ZM6 80V79H5ZM16 80V79H15ZM20 79L18 78V81H19ZM110 80H111V78H110ZM116 80H117V78H116ZM118 80H120L119 78H118ZM117 80V81H118ZM224 80H225V78H224ZM227 80L228 81H230L228 78H227ZM234 80V79H233ZM74 81V80H73ZM99 81V80H98ZM217 81V80H216ZM237 81H239V79L237 80ZM12 82V81H11ZM17 82V81H16ZM15 82V83H16ZM35 82H36V80H35ZM63 82V81H62ZM79 83V81H76L75 83H74V86L73 87H75V84H78ZM90 82V81H89ZM104 82V81H103ZM119 82V81H118ZM122 82H123V80H122ZM212 82V81H211ZM235 82V81H234ZM2 83H3V81H2ZM97 83V82H96ZM107 83H108V81H107ZM117 83V82H116ZM132 83V84H133ZM192 83V82H191ZM195 83V82H194ZM202 82L200 81V84H201ZM209 83V82H208ZM213 84H214V82H212ZM212 83H209V84H211L212 85ZM231 83V82H230ZM242 83V82H241ZM250 83H249V85L248 86H251L250 85ZM9 84V83H8ZM7 84V85H8ZM34 84V83H33ZM71 84V83H70ZM82 84V83H81ZM86 84V83H85ZM99 84V83H98ZM110 84H112V82L110 83ZM110 84H108V86H110ZM113 84H115V83H113ZM112 84V85H113ZM203 84V83H202ZM226 84V86H225V89L227 90L229 87V85H228V83L226 82L225 83ZM0 85H1V83H0ZM11 85V84H10ZM21 85V84H20ZM29 85H30V87H29ZM95 85V84H94ZM93 85V83H92V86H94ZM100 85V84H99ZM115 85H117V84H115ZM188 85V84H187ZM193 86H194V84H192ZM206 85H208L207 83H206ZM210 85V86H211ZM235 85V84H234ZM233 85V86H234ZM6 86V85H5ZM4 86V87H5ZM69 86V85H68ZM71 86H72V84H71ZM84 86V85H83ZM98 86V85H97ZM132 86V87H131ZM193 86H188L189 88H193ZM213 86V85H212ZM1 87H3V85L1 86ZM0 87V88H1ZM34 87H36V86H34ZM70 87V86H69ZM73 87H72V89H73ZM99 87V86H98ZM110 87H114V86H110ZM187 87V88H188ZM194 87H196V86H194ZM216 87H218V86H216ZM8 88V87H7ZM6 88V89H7ZM15 88H16V86H15ZM33 88V87H32ZM31 88V89H32ZM68 88V87H67ZM76 89H79L80 90V87L78 88V87H75ZM75 88L73 89V90H75ZM87 88V87H86ZM85 88V89H86ZM179 88H180V86H179ZM183 88V87H182ZM198 88V87H197ZM204 88L206 89V88H208V86L207 87H205L204 86ZM211 88V87H210ZM218 88H220V87H218ZM217 88V89H218ZM34 89H36V88H34ZM70 89V88H69ZM93 89V88H92ZM109 89V88H108ZM115 89V88H114ZM167 89V90H166ZM201 89V91H202V88H200ZM20 90V89H19ZM18 90V91H19ZM38 90V89H37ZM66 90V91H65ZM78 90V91H79ZM98 90H101V89H98ZM112 90H113V88H112ZM179 90V89H178ZM181 90V89H180ZM189 90V89H188ZM194 90H196V88L194 89ZM193 89H192V91H191V93L194 91ZM199 90V89H198ZM212 90V89H211ZM3 90H1L0 89V94L3 96V94H5V93H3L2 92ZM6 91V90H5ZM9 92H10V90H8ZM32 91H34V90H32ZM69 91V90H68ZM102 91H103V88H102ZM105 91V90H104ZM118 91V90H117ZM130 91H132V90H130ZM172 91V90H171ZM181 91H183V90H181ZM185 91V90H184ZM200 91V92H201ZM31 92V91H30ZM35 92H36V90H35ZM72 92V91H71ZM82 92V91H81ZM113 92V91H112ZM115 92V91H114ZM175 92H176V89H175ZM209 92V91H208ZM211 92V91H210ZM12 93V92H11ZM10 93V94H11ZM75 93V92H74ZM78 93V92H77ZM99 92H97V94H98ZM105 93V92H104ZM121 93V92H120ZM119 93V94H120ZM127 93V92H126ZM171 93V92H170ZM169 93V94H170ZM187 93V92H186ZM191 93H190V95H191ZM196 94L197 93H199V92H195ZM194 93V94H195ZM202 93H203V91H202ZM201 93V96L203 95ZM214 93V92H213ZM9 94V93H8ZM8 94H6V97L8 96ZM13 94H14V92H13ZM26 94V93H25ZM39 94H40V92H39ZM46 94H48L47 93V91H46ZM46 94H45V96H46ZM107 94H108V92H107ZM111 94V93H110ZM115 94V93H114ZM116 94H117V92H116ZM178 94V93H177ZM177 94H176V96H177ZM188 94V93H187ZM206 94V93H205ZM253 94V95H252ZM28 95H29V93H28ZM32 95V94H31ZM36 95H38V93L36 94ZM49 95V94H48ZM53 95V94H52ZM73 95V94H72ZM79 95H81V94H79ZM112 95V94H111ZM110 95V96H111ZM118 95V94H117ZM124 95V93L122 94V96ZM128 95V94H127ZM132 95V94H131ZM171 95H172V93H171ZM182 95V94H181ZM180 94H179V96H181ZM185 95V94H184ZM183 95V96H184ZM190 95H189V98H190ZM198 95H200V93L198 94ZM234 95V94H233ZM5 96V95H4ZM10 96V95H9ZM16 96V95H15ZM18 96V95H17ZM16 96V97H17ZM30 96V95H29ZM35 96V95H34ZM59 96H60V94H59ZM58 96V97H59ZM66 96H67V94L65 95V99H66ZM76 96V95H75ZM88 96V95H87ZM86 96V98H88ZM95 96V95H94ZM94 96H93V98H94ZM99 96H102V95H99ZM105 96V95H104ZM103 96V97H104ZM116 96V95H115ZM162 96V97H163ZM165 96H166V94H165ZM164 96V98H166ZM191 96H193V95H191ZM210 95H206V99H207V97H209ZM212 96V95H211ZM216 94H214V98H216V97H218V96H216ZM26 97V96H25ZM52 97V96H51ZM53 97H55V96H53ZM63 97H64V95H63ZM73 97V96H72ZM97 97H98V95H97ZM106 97V96H105ZM118 97V96H117ZM121 97V96H120ZM128 97V96H127ZM171 97H174V100L176 99L175 98V94H173V96H171ZM171 97H169V98H171ZM185 97V96H184ZM213 97V96H212ZM1 98V97H0ZM31 98H33L32 96H31ZM45 98V97H44ZM44 98H43V102H44ZM47 98V97H46ZM60 98V97H59ZM82 98V97H81ZM81 98L79 99V100H81ZM99 98V97H98ZM141 98H143L144 100L143 101H141ZM148 98H150V100L148 101ZM151 98L153 99L152 101H151ZM177 98H181V97H177ZM192 98V97H191ZM198 98H200V97H198ZM243 98V97H242ZM8 99H10V98H8ZM7 99V102H6V104H7V106H9V104H11L10 102H9V100ZM53 100H54V98H52ZM61 99V98H60ZM78 99V98H77ZM97 99V98H96ZM107 99V98H106ZM159 99V98H158ZM162 99V98H161ZM167 99V98H166ZM173 99V98H172ZM202 99V98H201ZM204 99H205V96H204ZM236 99V98H235ZM235 99H234V101H235ZM0 100H2V98L0 99ZM34 100V99H33ZM49 100H51L50 99V96H49ZM64 100V99H63ZM62 99H61V101H63ZM74 100H75V98H74ZM99 100V99H98ZM101 100V99H100ZM102 100H104V99H102ZM110 100V99H109ZM122 100H123V98H122ZM165 100V99H164ZM177 100H179V99H177ZM184 100V99H183ZM189 100V99H188ZM193 100V99H192ZM195 100V99H194ZM236 100H238V98L236 99ZM246 100V99H245ZM31 101H32V99H31ZM37 101V100H36ZM38 101H40V99L38 100ZM60 101V100H59ZM59 101H56L55 100V102H59ZM66 101H67V99H66ZM65 101V102H66ZM105 101V100H104ZM126 101V100H125ZM167 101V100H166ZM165 101V102H166ZM168 101H170V100H168ZM196 102H197V100H195ZM198 101H200V100H198ZM212 100H210V102H211ZM42 102V101H41ZM79 102V101H78ZM90 103H91V101H89ZM94 102H96V101H94ZM98 102V101H97ZM114 101L112 100V105H114V103H113ZM118 102H119V100H118ZM165 102H163L164 103V105H165ZM182 102V101H181ZM185 102H187L186 100H185ZM200 102H202V101H200ZM199 102V103H200ZM207 102H208V100H207ZM218 102V101H217ZM230 102H232L231 100H230ZM238 102H240V101H238ZM243 102H242V106H243ZM33 103V102H32ZM36 103V102H35ZM52 103V102H51ZM54 103V102H53ZM76 103V102H75ZM80 103H83V101L82 102H80ZM80 103H79V105H80ZM93 103V102H92ZM100 103V102H99ZM109 103V102H108ZM123 103V102H122ZM175 103H176V101H175ZM178 103H180V102H178ZM213 103H215V99H214V101H213ZM213 103H212V105H213ZM236 103H237V101H236ZM246 103H245V107H246ZM0 105H1V103H0ZM48 105H49V102H48ZM48 105H46L47 107H45L46 108V110H47V108H48ZM61 105L63 106V103H61ZM68 105H69V102H68ZM102 105H103V103H102ZM155 105H156V102H155ZM180 105H181V103H180ZM183 105H184V103H183ZM183 105H181V106H183ZM211 105V106H212ZM2 106H4V105H2ZM35 106V105H34ZM38 106V105H37ZM41 106V105H40ZM55 106V105H54ZM72 106V105H71ZM123 106V105H122ZM167 106V105H166ZM169 106V105H168ZM177 106V105H176ZM198 106V105H197ZM210 106V107H211ZM239 107H240V105H238ZM243 106V107H244ZM264 106V105H263ZM15 107H16V105L15 106H12L11 108H10V110L8 111V114H10V112L12 111V109H14L15 110ZM28 107H30V106H28ZM42 107V106H41ZM53 107V106H52ZM50 108L51 110L53 109V108ZM82 107V106H81ZM97 107V106H96ZM100 106L98 105V108H99ZM158 107V106H157ZM175 107V106H174ZM192 107V106H191ZM6 108V107H5ZM17 108V107H16ZM44 108V109H45ZM56 108V107H55ZM54 108V109H55ZM61 108V107H60ZM68 108V107H67ZM78 108V107H77ZM84 108V107H83ZM90 108V107H89ZM92 108V107H91ZM125 107H123V109H124ZM154 108V107H153ZM159 108V107H158ZM173 108V107H172ZM181 108V107H180ZM209 108V107H208ZM214 108H217V107H214ZM213 108V109H214ZM241 108V107H240ZM18 109V108H17ZM37 109V108H36ZM53 109V110H54ZM70 109V108H69ZM117 109V108H116ZM154 109H156V107L154 108ZM162 109H163V107H162ZM174 109V108H173ZM183 109V108H182ZM185 109H186V106H185ZM192 109V108H191ZM212 109V110H213ZM229 109V108H228ZM2 110V109H1ZM13 110V111H14ZM50 110V111H51ZM59 111H60V109H58ZM76 110V109H75ZM80 109L78 108V111H79ZM83 110H85V109H83ZM87 110V109H86ZM85 110V111H86ZM89 110H91V109H89ZM147 110L148 109H146V112H147ZM150 110V109H149ZM149 110H148V112H149ZM179 110V109H178ZM193 110H195V108L193 109ZM206 110V109H205ZM215 110H217V109H214V111ZM3 111V110H2ZM16 111V110H15ZM18 111V110H17ZM50 111H49V114H51L50 113ZM57 111V110H56ZM63 111V110H62ZM97 111V110H96ZM163 112L162 113H164L165 114V112H164V110H162ZM176 111V110H175ZM227 111H230V109L229 110H227ZM251 111H249V113L251 112ZM33 112H35V114H33V115H35V117L36 118H38V120H39V112L37 113V111L36 110H34ZM66 112V111H65ZM71 112V111H70ZM87 112V111H86ZM91 112H92V110H91ZM103 112V111H102ZM148 112L146 113V114H148ZM158 112H160V111H158ZM178 112V111H177ZM195 112V111H194ZM197 112V111H196ZM199 112V111H198ZM218 112V111H217ZM1 113V112H0ZM32 113V112H31ZM67 113V112H66ZM74 113H77L76 111L74 112ZM82 113H83V111H82ZM81 113V114H82ZM116 113V112H115ZM118 113V112H117ZM122 113V112H121ZM125 113V112H124ZM145 113V112H144ZM150 113V112H149ZM175 113V112H174ZM188 113H190V107L188 108V109H186L185 110V112H183L182 110H181V113L179 112L178 114H177V117H178V119H176V120H178L179 121V123H181V122H183L184 120L186 121H192V117L191 118H188L189 116H188ZM227 112H224L223 114L225 115ZM230 113V112H229ZM6 114V113H5ZM11 114H12V117L11 118H14L13 117V112H11ZM10 114V115H11ZM14 114H15V112H14ZM48 114V113H47ZM48 114V115H49ZM54 114V113H53ZM56 114V113H55ZM55 114L53 115V116H55ZM78 114V113H77ZM86 114V113H85ZM92 114V113H91ZM126 114V113H125ZM153 114H155V113H153ZM176 114V113H175ZM196 114V113H195ZM200 114V113H199ZM198 114V115H199ZM203 114V113H202ZM201 114V115H202ZM222 114V115H223ZM250 114H252V113H250ZM7 115V114H6ZM43 115V114H42ZM59 115H60V113H59ZM74 115H76V114H74ZM84 115V114H83ZM89 114H87V116H88ZM98 115V114H97ZM100 115V114H99ZM119 115V114H118ZM121 115V114H120ZM163 115V114H162ZM172 115H174V114H172ZM204 115V114H203ZM262 115H259V116H262ZM1 116V115H0ZM5 116V115H4ZM15 116V115H14ZM26 116V115H25ZM51 116H52V114H51ZM94 116V115H93ZM107 116V115H106ZM122 116V115H121ZM148 116V115H147ZM152 116V115H151ZM211 116V115H210ZM8 117V116H7ZM10 117V116H9ZM62 117V116H61ZM71 117V116H70ZM73 117V116H72ZM71 117V118H72ZM83 117V116H82ZM85 117V116H84ZM89 117V116H88ZM150 117V116H149ZM160 117V116H159ZM199 117V116H198ZM204 117V116H203ZM218 117V121H219V119H220V117H219V115L217 116ZM230 117V116H229ZM16 118V117H15ZM43 118V117H42ZM53 118H55V117H53ZM59 118H60V116H59ZM105 118V117H104ZM108 118V117H107ZM119 118V117H118ZM123 118V117H122ZM197 118V117H196ZM200 118V117H199ZM2 119H4L3 117H2ZM17 119H18V117H17ZM32 119H33V117H32ZM64 119V118H63ZM96 119V118H95ZM115 119H116V117H115ZM120 119H121V117H120ZM189 119V120H188ZM226 119H228V118H226ZM7 120H9V118L7 119ZM6 120V121H7ZM13 119H11V121H12ZM20 120H22L21 118H20ZM35 120V119H34ZM34 120L33 121H31L30 120V123L29 124H32V122H34ZM38 120H35V121H38ZM52 117H44V119H43V123H42V125L40 126V128L38 127L37 128V126H35L37 129H43L44 131H47V129L46 128H51V126H52V123L54 122H52ZM101 120V119H100ZM99 120V121H100ZM119 120V119H118ZM165 120V119H164ZM183 120V121H182ZM196 120H198V119H196ZM223 120V119H222ZM221 120V121H222ZM5 121V122H6ZM14 121V120H13ZM78 121V120H77ZM90 121H91V119H90ZM116 121V120H115ZM181 121V122H180ZM184 121V122H185ZM186 121V123H188ZM194 121V120H193ZM199 121V120H198ZM216 121V120H215ZM228 121H229V119H228ZM2 122H4L3 120H2ZM4 122V123H5ZM9 122V121H8ZM14 122H16V121H14ZM71 122V121H70ZM87 122V121H86ZM102 122V121H101ZM104 122V121H103ZM120 123L121 122H123V120L122 121H119ZM127 122V121H126ZM167 122V121H166ZM211 122H212V119H211ZM223 122H226V121H223ZM3 123V124H4ZM11 123V122H10ZM9 123V124H10ZM25 123V122H24ZM35 123V122H34ZM67 123V122H66ZM81 123V122H80ZM94 123V122H93ZM109 123V122H108ZM117 123V122H116ZM115 123V125H119L118 123L116 124ZM125 123V122H124ZM176 123V122H175ZM228 123V122H227ZM264 123V122H263ZM1 125H2V123H0ZM28 124V123H27ZM26 124V125H27ZM28 124V125H29ZM56 124H58L57 122H56ZM62 124V123H61ZM75 124V123H74ZM91 124H92V122H91ZM104 124V123H103ZM107 124V123H106ZM113 124V123H112ZM112 124H111V126H112ZM177 124V123H176ZM192 124V123H191ZM213 124H214V122H213ZM224 124H226V123H224ZM259 124V123H258ZM15 125V124H14ZM25 125V124H24ZM25 125V126H26ZM27 125V126H28ZM36 125V124H35ZM59 125V124H58ZM68 125V124H67ZM71 125V124H70ZM89 125H90V123H89ZM93 125V124H92ZM101 125V124H100ZM100 125H99V127L98 128H100ZM115 125H113V127H115ZM125 125V124H124ZM167 125H168V123H167ZM189 125V124H188ZM192 125H195V124H192ZM215 127H218V125H217V123L215 122ZM260 125H262V123H260ZM2 126H4V125H2ZM1 126V127H2ZM21 126V125H20ZM24 126V127H25ZM26 126V127H27ZM30 126V125H29ZM33 126V125H32ZM54 126V125H53ZM88 126V125H87ZM98 125H96V127H97ZM121 126V125H120ZM120 126H119V128H120ZM127 126V125H126ZM190 126V125H189ZM5 127V126H4ZM7 127V126H6ZM12 127V135H13V137H14V140H12V141H15V144H16V146H17V148H19L18 150H20V147L22 146V144H23V140L27 137L26 135L25 136H23L24 135V132H19V127H16V125L15 126H11ZM22 127V126H21ZM20 127V128H21ZM58 127V126H57ZM63 127V126H62ZM70 127V126H69ZM74 127V126H73ZM107 127H108V124H107ZM110 127V126H109ZM185 127V126H184ZM191 127V126H190ZM209 127H211V126H209ZM212 127H214V126H212ZM225 127V126H224ZM263 127V126H262ZM35 128V129H36ZM76 128V127H75ZM79 128V127H78ZM87 129L89 128V127H86ZM92 128H94L93 126H92ZM92 128H91V131H93L92 130ZM110 128H112V127H110ZM123 128V127H122ZM220 128V127H219ZM228 128V127H227ZM8 129V128H7ZM23 129H25V128H23ZM36 129V130H37ZM46 129V130H45ZM83 129H84V127H83ZM193 129V128H192ZM211 129V128H210ZM223 129V128H222ZM225 129V128H224ZM223 129V130H224ZM229 129V128H228ZM230 129H231V127H230ZM229 129V130H230ZM234 129H236V127L234 128V126H233V131L232 132H234ZM238 129V128H237ZM9 130V129H8ZM7 130V131H8ZM27 130V128L25 129V132H27L26 131ZM42 130V131H43ZM62 130V129H61ZM86 130V129H85ZM90 130V129H89ZM102 130H103V128H102ZM111 131H112V129H110ZM109 130V131H110ZM116 130H118V128L116 129ZM124 130V129H123ZM122 130V131H123ZM130 130V129H129ZM215 130H217V128L215 129ZM226 130V129H225ZM232 130V129H231ZM230 130V131H231ZM6 131V130H5ZM5 131H3L2 132V129H0V181L2 182V179L3 180H5L6 182V184H5V190H6V192H7V194L9 195V194H12V193H14V194H19L21 197H17V199L16 200H18V201H16V202H13L12 204H13V206L16 208V209H19V211L21 210L22 212L24 211V212H29V213H31V212H33V214H37V211H31V207H29V205L27 204V196H30V195H28V194H26V191H28L29 189V184L31 183V181H30V183H29V177H32L31 176V174L33 175V173L32 172H26L25 170H23V167H22V169L20 168V170H15L13 167H15V166H12V164L13 163H15L14 161H13V159H12V155L10 156L9 154V151L7 150L8 148H6V140H7V137H8V133H6ZM24 131V130H23ZM31 131H32V129H31ZM33 131H35V130H33ZM39 131H41V130H39ZM43 131V132H44ZM50 131V130H49ZM105 131V130H104ZM121 131V130H120ZM119 131V132H120ZM173 131V130H172ZM230 131H226L227 133L228 132H230ZM238 130H236V132H237ZM5 132V133H4ZM8 132H10V130L8 131ZM29 132V131H28ZM60 132H62V135H67V136H69V137H71L72 139H67V140H64L63 138L62 139H59L58 138V135H54V137L52 136L51 138H49L48 140H46V141H44L43 140V142L42 141H40V142H42V147H40L41 149L45 146V145H48V147L50 146V150L51 151H53V152H56V153H58V154H62V153H64V152H68V153H70V156L71 157H73V159L72 160H74V162H75V160H77V157H78V155H77V148H76V146L78 145H80L81 144V146H82V144H84V146L89 150L88 152H90V151H92V153L94 152V143L96 142V139H98L97 138V136H99V135H97V136H95V134H91L90 132V134H89V136H88V140H87V142H79L78 141V143H77V141L75 140L74 141V139H75V134L76 133H70V131H69V129H64L63 131H60ZM83 132V131H82ZM94 132H97V131H94ZM115 132V131H114ZM118 132V133H119ZM190 132H192V130H190ZM223 132V131H222ZM225 132V131H224ZM2 133H4V134H2ZM31 133V132H30ZM41 133V132H40ZM59 133V132H58ZM80 133V132H79ZM86 133V132H85ZM104 133V132H103ZM178 133V132H177ZM196 133V132H195ZM194 133V134H195ZM207 133V132H206ZM212 133V132H211ZM237 133H239L238 134V136L236 135V137L234 138V140L233 141H236V144L235 145H237V143L239 142V140H243V138H245L246 139V137H244V135L246 136V132H237ZM10 134H11V132H10ZM32 134V133H31ZM30 134V135H31ZM36 134V133H35ZM60 134V133H59ZM78 134V133H77ZM113 134H115V133H113ZM113 134H111V135H113ZM191 134V133H190ZM193 134V133H192ZM223 134V133H222ZM224 134H226V133H224ZM12 135H11V137H12ZM28 135V134H27ZM38 135V134H37ZM36 135V136H37ZM40 135V134H39ZM42 135V134H41ZM40 135V136H41ZM47 135H48V133H47ZM80 135V134H79ZM82 135V134H81ZM179 135V134H178ZM182 135H183V133H182ZM187 135V134H186ZM208 135H209V133H208ZM227 135V134H226ZM225 135V136H226ZM232 135H233V133H232ZM10 136V135H9ZM33 136V135H32ZM32 136H30V137H32ZM35 136V135H34ZM77 136L78 135H76V138H77ZM117 136V135H116ZM121 136V135H120ZM224 136V137H225ZM235 136V135H234ZM263 136V135H262ZM81 137V136H80ZM84 137V136H83ZM101 137V136H100ZM125 137V136H124ZM128 137V136H127ZM174 137V136H173ZM239 137V138H238ZM264 137V136H263ZM10 138V137H9ZM28 138V137H27ZM36 138V137H35ZM40 138V137H39ZM179 138V137H178ZM197 138V137H196ZM201 138V137H200ZM211 138V137H210ZM219 138V137H218ZM222 138V137H221ZM251 138V137H250ZM260 138V137H259ZM38 139V138H37ZM44 139V138H43ZM86 139H87V137H86ZM100 139V138H99ZM118 139H119V137H118ZM127 139V138H126ZM174 139V138H173ZM182 139V138H181ZM184 139V138H183ZM193 139V138H192ZM225 139H226V142H228V139L225 137ZM249 139V138H248ZM248 139H247V141H248ZM255 139V138H254ZM9 140V139H8ZM10 140V141H11ZM31 140H32V138H31ZM40 140V139H39ZM70 140H72V143H69V141ZM103 140V139H102ZM104 140H105V137H104ZM103 140V141H104ZM178 140V139H177ZM198 140H199V138H198ZM210 140V139H209ZM208 140V141H209ZM222 140V139H221ZM220 140V141H221ZM258 140V139H257ZM12 141H11V145H12ZM26 141H28L27 139H26ZM34 141H36V139L34 140ZM33 141V142H34ZM119 141H122V140H119ZM128 141V140H127ZM135 141V142H136ZM155 141V140H154ZM185 141H187V139L185 140ZM194 141V140H193ZM200 141H202V140H200ZM213 141L214 140H212V142L211 143H213ZM216 141V140H215ZM222 141H224V140H222ZM230 141H231V138H230ZM229 141V142H230ZM233 141H231V142H233ZM33 142L31 141V143L33 144ZM39 142V143H40ZM115 142V141H114ZM124 142H126V141H124ZM132 142V141H131ZM182 142V141H181ZM204 142V141H203ZM202 142V143H203ZM207 142V141H206ZM210 142V141H209ZM225 142V141H224ZM245 142H246V140H245ZM251 142V141H250ZM249 141H248V143H250ZM257 142V141H256ZM259 142V141H258ZM8 143V142H7ZM28 143H30V142H28ZM38 143V142H37ZM36 143V144H37ZM111 143V142H110ZM140 143V142H139ZM173 143H174V140H173ZM194 143V142H193ZM211 143H209V144H211ZM240 143V142H239ZM260 143V142H259ZM9 144V143H8ZM14 144V145H15ZM35 144V143H34ZM113 144H116V142L115 143H113ZM118 144L120 145V142H118ZM117 144V145H118ZM123 144H125V147H126V145H128V144H126V143H123ZM136 145H137V142L135 143ZM186 144V143H185ZM188 144V143H187ZM186 144V145H187ZM189 144H191V143H189ZM207 144V143H206ZM208 144V145H209ZM214 144V143H213ZM217 144V143H216ZM220 144V143H219ZM225 144H227V143H224V145ZM230 144V143H229ZM100 145V144H99ZM104 145V144H103ZM107 145H109V144H107ZM112 145V144H111ZM181 145V144H180ZM186 145H184V146H186ZM193 145H195V144H193ZM208 145H206V148H207V146ZM218 145V144H217ZM243 145V144H242ZM246 145H249V144H247V142H246ZM262 145V144H261ZM13 146V145H12ZM12 146H10L11 147V149L10 150H12L13 151V147ZM26 146H27V150H26V152H24V150H23V152L24 153H22L23 155L22 156H24V159L26 158V160H30V159H33V157L35 158V156H36V158L38 157V155L41 153L39 150L38 151H35L34 150V148H31L27 143H26ZM39 146V145H38ZM124 146V145H123ZM122 146V147H123ZM132 146V145H131ZM191 146V145H190ZM227 146V145H226ZM229 146V145H228ZM227 146V147H228ZM250 146V148H248V150L250 151V152H252V155L254 154V153H256V150L254 149L255 147H253V145H252V147H251V144L249 145ZM35 147H36V145H35ZM114 147H115V145H114ZM121 147V146H120ZM129 147V146H128ZM135 147V146H134ZM133 147V148H134ZM140 147V146H139ZM172 147V146H171ZM197 147V146H196ZM195 147V148H196ZM213 147V146H212ZM214 147H215V145H214ZM213 147V148H214ZM217 147V146H216ZM226 147V148H227ZM240 147V146H239ZM238 147V148H239ZM243 147H245V146H243ZM259 147H260V145H259ZM110 148H111V146H110ZM124 148V147H123ZM138 148V147H137ZM175 149H177L176 147H174ZM198 148V147H197ZM204 148V147H203ZM205 148V149H206ZM218 148H219V146H218ZM224 148H225V146H224ZM226 148H225V150L223 149H221L222 150V152L223 151H226L227 152V150H226ZM228 148H230V147H228ZM262 148H264V147H262ZM85 149V148H84ZM84 149H81L80 148V150L82 151H84ZM120 149V148H119ZM139 149V148H138ZM137 149V150H138ZM159 149V148H158ZM208 149H210V147L208 148ZM207 149V150H208ZM232 149V148H231ZM246 149V148H245ZM37 150V149H36ZM43 150V149H42ZM79 149H78V151H80ZM179 150V149H178ZM177 150V151H178ZM200 150V149H199ZM230 150V149H229ZM247 150V151H248ZM259 149H257V151H258ZM80 151V152H81ZM108 151V150H107ZM156 151V150H155ZM262 151H263V154H264V149H262ZM15 152V151H14ZM14 152H12V154H14ZM85 152V151H84ZM113 152V151H112ZM124 152V151H123ZM158 152V151H157ZM164 152H165V150H164ZM163 152V153H164ZM167 152V151H166ZM171 153V151H168V153ZM205 152V151H204ZM209 152V151H208ZM229 152V151H228ZM227 152V153H228ZM238 152V151H237ZM239 152H241V151H239ZM48 153H50V151L48 152ZM87 153V152H86ZM91 153V154H92ZM103 153V152H102ZM116 153V152H115ZM159 153V152H158ZM173 153V152H172ZM180 153V152H179ZM187 153V152H186ZM211 153V152H210ZM231 153V152H230ZM235 153H236V151H235ZM242 153V152H241ZM240 153V154H241ZM259 153V152H258ZM258 153H256V155L258 154ZM16 154V153H15ZM14 154V155H15ZM17 154H20L19 152L17 153ZM17 154H16V156H13V157H17ZM97 154V153H96ZM107 154H109V153H107ZM113 154V153H112ZM124 154V153H123ZM142 154V153H141ZM161 154V153H160ZM174 154V153H173ZM190 154V153H189ZM208 154V153H207ZM206 154V155H207ZM221 154V153H220ZM239 154V153H238ZM244 154V153H243ZM242 154V155H243ZM246 154L248 155L249 153L248 152H246ZM21 155V154H20ZM45 155V154H44ZM64 155V154H63ZM81 155H82V152H81ZM83 155H84V153H83ZM95 155V154H94ZM101 155V154H100ZM126 155H127V153H126ZM125 155V156H126ZM162 155V154H161ZM168 155V154H167ZM175 155V154H174ZM182 155V154H181ZM212 155V154H211ZM232 155H234V154H232ZM260 155V154H259ZM258 155V156H259ZM56 156V154L54 155V157ZM58 156V155H57ZM56 156V157H57ZM62 156V155H61ZM65 156V155H64ZM67 156V155H66ZM90 156V155H89ZM129 156V155H128ZM171 156V155H170ZM170 156H168V157H170ZM176 156V155H175ZM179 156V155H178ZM177 156V157H178ZM193 156V155H192ZM196 156H197V154H196ZM210 156V155H209ZM209 156H207V157H209ZM215 156V155H214ZM235 156H236V154H235ZM264 156V155H263ZM262 156V157H263ZM47 157H49L48 155H47ZM53 157V158H54ZM83 157V156H82ZM85 157V156H84ZM91 157V156H90ZM96 157V156H95ZM106 157H108V156H106ZM105 157V159H107ZM110 157H112V156H110ZM122 157H123V155H122ZM137 157V156H136ZM161 157V156H160ZM179 157H181V156H179ZM185 157V156H184ZM204 157H206V156H204ZM229 157V156H228ZM44 157H42V159H43ZM57 158H59V157H57ZM68 158V157H67ZM80 159H81V156L79 157ZM89 158V157H88ZM117 158V157H116ZM130 158H132V157H130ZM163 158V157H162ZM166 158V157H165ZM199 158V157H198ZM249 158H252L250 155H249ZM39 159V158H38ZM47 159V158H46ZM55 159V158H54ZM63 159V158H62ZM97 159V158H96ZM114 159V158H113ZM127 159H128V157H127ZM127 159H124V160H127ZM133 159V158H132ZM141 159V158H140ZM157 159H159V157L157 158ZM174 159V158H173ZM180 159H182V158H180ZM191 159H192V157H191ZM200 159H202V158H200ZM199 159V160H200ZM234 159V158H233ZM237 159H239L238 157H237ZM243 159V158H242ZM262 159H264V157L262 158ZM20 160H22V159H20ZM35 160V159H34ZM59 160L60 159H58L57 161L59 162ZM64 160V159H63ZM83 160V159H82ZM119 160H121V159H119ZM129 160V159H128ZM160 160V159H159ZM175 160V159H174ZM178 160V159H177ZM177 160H176V164H177ZM184 160V158L182 159V161ZM209 160V159H208ZM215 160V159H214ZM214 160H212V161H214ZM225 160V159H224ZM236 160V159H235ZM241 160V159H240ZM253 160V159H252ZM41 161V160H40ZM55 161H56V159H55ZM69 161H70V159H69ZM79 161V160H78ZM86 161H88V160H86ZM97 161V160H96ZM108 161V160H107ZM168 161H169V159H168ZM167 161V162H168ZM186 161V160H185ZM188 161V160H187ZM192 161V160H191ZM191 161L189 162V167H187V168H189L188 169V171H187V174H186V177H184V181H185V179L187 180V181H190V180H192L193 181V178L194 177H196L197 175V173H198V175L200 174V172L202 173V171H201V164H199V163H197V161L196 162H194V163H191ZM201 161V160H200ZM203 161V160H202ZM230 161H232V160H230ZM229 161V162H230ZM238 161V160H237ZM253 161H255V160H253ZM34 162V161H33ZM39 162V161H38ZM42 162H44V161H42ZM41 162V163H42ZM66 162H68V161H66ZM77 162V161H76ZM89 162V161H88ZM111 162V161H110ZM149 162H151V161H149ZM178 162H179V160H178ZM209 162V161H208ZM234 162V161H233ZM241 162V161H240ZM239 162V163H240ZM242 162H243V164H244V161L242 160ZM264 162V161H263ZM24 163H26V162H24ZM40 163V164H41ZM45 163H46V161L44 162V165H45ZM56 163V162H55ZM63 164H64V162H62ZM84 163V162H83ZM92 163H93V161H92ZM99 163V162H98ZM102 163V162H101ZM117 163V162H116ZM125 163V162H124ZM139 163V162H138ZM141 163H142V161H141ZM163 163V162H162ZM169 163H171V162H169ZM172 163H174L175 164V162H172ZM181 163V162H180ZM183 163H184V161H183ZM203 163V162H202ZM215 163V162H214ZM228 163V162H227ZM256 163V161L254 162V164ZM23 164V163H22ZM27 164H28V162H27ZM48 164V163H47ZM89 164V163H88ZM94 164V163H93ZM118 164V163H117ZM147 164V163H146ZM175 164V165H176ZM212 164V163H211ZM218 164V163H217ZM216 164V165H217ZM224 164H226V160L224 161ZM230 163H228V165H229ZM242 164V163H241ZM13 165H16V164H13ZM25 165V164H24ZM37 165V164H36ZM36 165L34 166V167H36ZM42 165V164H41ZM40 165V166H41ZM60 165V164H59ZM80 165V164H79ZM114 165V164H113ZM125 165V164H124ZM133 165H134V163H133ZM142 165V164H141ZM147 165H149V164H147ZM164 165L165 166H163L162 164H161V168H160V170L163 172V174H165V176L166 175H169V174H171V167L168 165V167H167V165L164 163ZM172 165V164H171ZM179 165V164H178ZM204 165V164H203ZM202 165V166H203ZM206 165V164H205ZM209 165V164H208ZM208 165H206V168H207V166ZM231 165V164H230ZM234 165V164H233ZM236 165V164H235ZM11 166H12V169H14V171L13 170H8V168H11ZM43 166V165H42ZM41 166V167H42ZM52 166V165H51ZM56 166V165H55ZM118 166V165H117ZM116 166V167H117ZM132 166V165H131ZM139 166V165H138ZM137 166V167H138ZM157 166V165H156ZM186 166V165H185ZM212 166V165H211ZM211 166L209 167V168H211ZM227 166V165H226ZM232 166V165H231ZM241 166H243V165H241ZM240 165H239V167H241ZM260 166V165H259ZM48 167V166H47ZM53 167V166H52ZM61 167V166H60ZM63 167V166H62ZM69 167V166H68ZM86 167V166H85ZM93 167V166H92ZM129 167V166H128ZM137 167H136V169H137ZM176 167V166H175ZM216 168H217V166H215ZM221 167H223L222 165H220V167H218L219 169H220V172H222V173H224V174H226V173H231L230 172V170H232V168L231 169H229V172H228V169L225 171V167L224 168H222L221 169ZM229 167V166H228ZM244 167H246V166H244ZM249 167V166H248ZM43 169H44V167H42ZM49 168H51V167H49ZM66 168V167H65ZM86 168H88V167H86ZM102 168V167H101ZM113 168H114V166H113ZM112 168V169H113ZM131 169H134V167H130ZM40 169V168H39ZM52 169H54V168H52ZM58 169V168H57ZM110 169H111V167H110ZM130 169V170H131ZM138 169H139V167H138ZM186 169V168H185ZM184 169V170H185ZM204 169H205V167H204ZM203 169V170H204ZM219 169H217L218 170V172H219ZM263 169V168H262ZM34 170H35V168H34ZM46 170V169H45ZM48 170V169H47ZM50 170V169H49ZM60 170V169H59ZM115 170V169H114ZM154 170V169H153ZM182 170V169H181ZM180 170V171H181ZM215 170V169H214ZM217 170H215V171H217ZM234 170H237V169H234ZM242 169L240 168V171H241ZM258 170H260L259 169V167H258ZM258 170H257V172H258ZM13 171V172H12ZM70 171H72V172H74L73 171V168L71 167L70 168ZM81 171H82V173H84V175H82V173L81 172H74V176L75 177H77V179H80V178H84L86 181H87V184H88V186H89V188H88V190H89V202H91L92 204L96 201L95 199H96V197L95 196H98V195H94V192H96L95 191V188L98 186H100L101 184L104 186V184L105 183H101L100 182V180H98V178H94L93 176V178L91 177H85V175H86V173L87 172H85V170H82L81 169ZM101 171V170H100ZM99 171V172H100ZM141 171H143L142 169H141ZM174 171V170H173ZM176 171V170H175ZM215 171L213 172V170L211 171V169H207L206 170V173H208L209 175L211 174V172H212V174L213 173H215ZM255 171V170H254ZM102 172V171H101ZM113 172V171H112ZM137 172V171H136ZM177 172H178V170H177ZM176 172V173H177ZM204 172V171H203ZM237 172H239V170H237ZM236 172V175L238 174ZM34 173H35V171H34ZM51 173V172H50ZM89 173H90V171H89ZM138 173V172H137ZM150 173V172H149ZM181 173V172H180ZM184 173V172H183ZM206 173H204V174H206ZM217 173V172H216ZM232 173H234V172H232ZM243 173H244V170H243ZM263 174H264V172H262ZM36 174H37V172H36ZM39 174V173H38ZM42 174H44V177H46L45 176V173L43 172ZM106 174V173H105ZM111 174V173H110ZM114 174V173H113ZM160 175H161V173H159ZM219 174V173H218ZM223 174V175H224ZM228 174V175H229ZM235 174V173H234ZM233 174V175H234ZM241 174V173H240ZM262 174V175H263ZM49 175V174H48ZM107 175V174H106ZM128 175V173H120L119 174V176L115 179V180H113V181H110V182H108V183H106L105 184V186H104V189H105V193H107V194H110L109 192H112V193H122V190H123V187H124V184H125V182H126V178L124 179V177H126ZM130 175V174H129ZM137 175V174H136ZM156 175H158V174H156ZM196 175V176H195ZM202 175V174H201ZM220 176H221V173L219 174ZM219 175H217V176H219ZM35 176V175H34ZM39 175H37V177H38ZM67 176V175H66ZM109 176V175H108ZM107 176V179L109 178ZM138 176H140V175H138ZM142 176H144V174L142 175ZM152 176V175H151ZM154 176V175H153ZM152 176V177H153ZM163 176V175H162ZM165 176H163L164 177V179H165ZM206 176V175H205ZM215 176V175H214ZM226 176H227V174H226ZM239 176V175H238ZM259 176V175H258ZM261 176V175H260ZM36 177V176H35ZM34 177V178H35ZM56 177V176H55ZM71 177V176H70ZM96 177V176H95ZM132 177H134L133 176V174H132ZM146 177V176H145ZM155 177V176H154ZM153 177V178H154ZM157 177V176H156ZM155 177V178H156ZM200 177V176H199ZM202 177H204V175L202 176ZM137 178V177H136ZM141 178V177H140ZM144 178V177H143ZM160 178V177H159ZM171 178H173V181H172V183H173V187H174V190H176V189H178V190H180V191H178L180 194L182 193V191H181V186H180V184L182 183V181H181V179L183 178H179L177 175H172V177ZM170 178V179H171ZM206 178H208V176L206 177ZM214 178V177H213ZM232 178V177H231ZM37 179V178H36ZM88 179H90L89 181H88ZM159 182H160V180L158 179V178H156ZM164 179L163 180H161V182L163 183L164 182ZM169 179V180H170ZM198 179V178H197ZM201 179V178H200ZM218 179H219V177H218ZM225 180L227 179V177L226 178H224ZM224 179H222L223 181H225ZM68 180H69V178H68ZM67 180V181H68ZM70 180H72L71 178H70ZM81 180V179H80ZM135 180V179H134ZM140 180V179H139ZM148 180V177L146 178V181ZM165 180H167V179H165ZM203 180V179H202ZM208 180H211V179H208ZM213 180H215V178L213 179ZM212 180V181H213ZM221 179H220V181L221 182H223ZM34 181H35V179H34ZM77 181V180H76ZM85 181V182H86ZM145 181V179L144 180H142V182H140L139 181V184L140 183H142L141 185H144L143 184V182ZM153 181V180H152ZM156 181V180H155ZM157 181V182H158ZM181 181V182H180ZM200 182H201V180H199ZM226 181H228V180H226ZM234 182V184L235 183H237L236 182V178H235V180H233ZM0 182V183H1ZM154 182V181H153ZM161 182H160V185H161ZM186 182V181H185ZM184 182V183H185ZM198 182V181H197ZM206 182V181H205ZM215 182V181H214ZM129 183V182H128ZM145 183V182H144ZM196 183V182H195ZM216 183H218V181L216 182ZM224 183H228V182H224ZM244 183V182H243ZM75 184V183H74ZM134 184H135V181H134ZM138 184V185H139ZM149 184V183H148ZM166 184V183H165ZM170 184V183H169ZM189 184V185H188ZM192 184V183H191ZM204 184V183H203ZM207 184H209V181H208V183ZM206 184V185H207ZM211 184H212V182H211ZM218 184H220V183H218ZM217 184V185H218ZM223 184V183H222ZM259 184H261V183H259ZM82 185L84 186V184L82 183ZM133 185V184H132ZM146 185V184H145ZM144 185V186H145ZM155 185H157V184H155ZM163 185V184H162ZM186 185H188V188H189V192H190V190L193 188V190H198L199 192H200V190L199 189H196V188H194L193 186H195L194 184H193V186L190 188L189 186H190V183H187ZM202 185V184H201ZM213 185V184H212ZM221 185V184H220ZM230 185V184H229ZM233 185V184H232ZM232 185H230V190H231V188L233 187ZM238 185V184H237ZM257 185V184H256ZM78 186H79V184H78ZM77 186V187H78ZM103 186H102V188H103ZM148 186H150V185H148ZM164 186V185H163ZM200 186V185H199ZM203 186H205V185H203ZM215 185H213V187H214ZM232 186V187H231ZM259 186V185H258ZM262 186V185H261ZM3 188H4V185L2 186ZM146 187H147V185H146ZM167 187H168V185H167ZM183 187H184V184H183ZM215 187H217V188H220V187H218V186H215ZM215 187H214V189H213V191L215 190ZM223 187H225L226 189L228 188L227 186H225L224 184H223ZM237 188H235L234 189V191L236 192V190H238V186H236ZM251 187V186H250ZM263 187V186H262ZM58 188H59V186H58V184L56 185V187L54 188V190H53V194H52V196H51V201H50V203L53 205V209H52V211H55V210H57V209H55L56 208V206L57 207H59V210L61 211V209H62V205H61V200H60V196H58L57 195V190H58ZM70 188V187H69ZM68 188V191L70 190ZM127 188V187H126ZM144 188V187H143ZM142 188V189H143ZM151 187H148V189H150ZM161 188H162V186H161ZM185 188H187V187H185ZM187 188V189H188ZM197 188H198V186H197ZM200 188V187H199ZM204 188V187H203ZM207 187H205V189H206ZM222 188V187H221ZM234 188V187H233ZM232 188V189H233ZM243 188V187H242ZM257 188V187H256ZM100 189V188H99ZM130 189V188H129ZM136 189V188H135ZM138 189H140V188H138ZM152 189V188H151ZM154 189V188H153ZM155 189L156 190H154V192H156L157 191V188L155 187ZM160 189V188H159ZM158 189V190H159ZM224 189V188H223ZM257 189H259V188H257ZM256 189V190H257ZM261 189V188H260ZM259 189V190H260ZM31 190H34L33 188L31 189ZM36 190V189H35ZM34 190V191H35ZM85 190V189H84ZM145 190V189H144ZM144 190H142V192L144 191ZM172 190V189H171ZM170 190V191H171ZM174 190H172L173 191V193L175 192ZM201 190H202V188H201ZM208 190H209V187H208ZM207 189H206V191H208ZM242 190V189H241ZM243 190H244V188H243ZM245 190H247V189H245ZM249 190V189H248ZM259 190H258V192H259ZM30 191V190H29ZM81 191V190H80ZM79 191V192H80ZM87 191V190H86ZM98 191V190H97ZM127 191V190H126ZM129 191V190H128ZM137 191V190H136ZM136 191H135V193H136ZM161 191V190H160ZM163 191V190H162ZM197 191V192H198ZM202 191H204V190H202ZM216 191V190H215ZM219 191H220V189H219ZM229 191V190H228ZM239 191H240V189H239ZM37 192V191H36ZM64 192V191H63ZM75 193V194H78L79 192H76V190H73V189H71V191H70V193ZM142 192H140V193H142ZM147 192V191H146ZM149 192V191H148ZM154 192H153V194H154ZM165 192V191H164ZM193 192H196V191H193ZM192 192V193H193ZM218 192V191H217ZM223 191L221 190V192L220 193H222ZM225 192V191H224ZM226 192H227V190H226ZM225 192V193H226ZM230 192V191H229ZM228 192V193H229ZM232 192H233V190H232ZM238 192V191H237ZM243 192H245V191H243ZM247 193H248V196L249 197H246V196H244V199L242 198V200L244 201L245 199H246V202L248 201L249 203H247V205L248 204H250V203H256V201L254 200L255 199V197H254V199H253V195L252 194H250V192L249 191H246ZM254 192V191H253ZM261 192V191H260ZM33 193H35V192H33ZM32 192L30 193L31 195L33 194ZM74 193H73V195H74ZM81 193H82V191H81ZM84 193V192H83ZM104 193V194H105ZM111 193V194H112ZM129 193V192H128ZM139 192H137V195L138 194H140ZM144 193V192H143ZM141 194V196L142 195H145V193L144 194ZM192 193L190 192V195L188 196V194L186 193V195L185 194H181V196H183V198L185 199V200H189L190 202H195V201H197V198L195 197V196H197V194H195V193H193L194 195H192ZM210 193H211V191H210ZM214 193V192H213ZM247 193L245 194V195H247ZM263 193V192H262ZM261 193V194H262ZM4 194V193H3ZM68 194V193H67ZM96 194V193H95ZM98 194H100V193H98ZM130 194V193H129ZM128 194V195H129ZM131 194H132V192H131ZM147 194H149V193H147ZM160 193H158V195H159ZM204 194V193H203ZM216 194L217 193H215V196H216ZM223 194V193H222ZM227 194V193H226ZM233 194V193H232ZM232 194H228V196L230 197ZM238 194V193H237ZM5 195V194H4ZM78 195H80V194H78ZM84 195V194H83ZM212 195V193L211 194H209V197ZM224 195V194H223ZM241 196V193L240 194H238V196ZM61 196H62V194H61ZM70 196V195H69ZM81 196V195H80ZM100 196V195H99ZM125 196V195H124ZM130 196H132V195H130ZM130 196H129V198H130ZM134 196H136V194L135 195H133V197ZM141 196H139V197H141ZM149 196H151V195H149ZM148 195H147V197H149ZM173 196V195H172ZM204 196V195H203ZM202 196V197H203ZM225 196V195H224ZM233 196V195H232ZM231 196V197H232ZM237 196V197H238ZM257 196V195H256ZM2 197H3V195H2ZM10 197H12V196H10ZM73 197V196H72ZM101 197H102V195H101ZM120 197V196H119ZM126 197V196H125ZM124 197V198H125ZM132 197V198H133ZM143 197V196H142ZM145 197V196H144ZM154 197V195H152V198ZM161 197V196H160ZM159 197V198H160ZM164 197V196H163ZM166 197V196H165ZM164 197V198H165ZM174 197H175V195H174ZM174 197H172V199L174 198ZM217 197V196H216ZM226 197V196H225ZM234 197V196H233ZM236 197V196H235ZM237 197L235 198V200H232V199H230V200H232V202L233 201H237L238 199H240L239 197H238V199H237ZM68 198H70V197H68ZM76 198H77V196H76ZM98 198V197H97ZM136 198V197H135ZM137 198H138V196H137ZM146 198V197H145ZM144 198V199H145ZM162 198V197H161ZM179 199H180V197H178ZM188 198V199H187ZM199 198V197H198ZM211 198V197H210ZM218 198H220L221 199V197H218ZM259 198V200H262V199H264V196H263V198L262 199H260L261 197H258ZM0 199H1V197H0ZM2 199H4V198H2ZM78 199V198H77ZM82 199V198H81ZM140 199V198H139ZM148 199V198H147ZM149 199H151V198H149ZM155 199H157V198H155L154 197V199L153 200H155ZM211 199H213V198H211ZM216 200H217V198H215ZM214 199V200H215ZM219 199V200H220ZM79 201L78 202H80L81 200H80V198L78 199ZM112 200V199H111ZM132 200V199H131ZM138 200V199H137ZM137 200L134 202V203H136L137 202ZM152 199H151V201H153ZM159 200V201H158ZM169 200V199H168ZM203 200V199H202ZM202 200H200V201H202ZM207 200V199H206ZM69 201H71V199H69ZM75 201V200H74ZM98 201V200H97ZM97 201H96V203H97ZM110 201V200H109ZM122 201V200H121ZM124 201V200H123ZM145 201V200H144ZM143 201V202H144ZM163 201V200H162ZM172 201V200H171ZM171 201H170V203H171ZM176 201H178L177 200V195H176ZM198 201H199V199H198ZM199 201V202H200ZM204 201V200H203ZM213 200H211V202H212ZM218 201V200H217ZM221 201V200H220ZM219 201V202H220ZM224 201H228V200H224ZM223 200L221 201L222 202V206H223V204L225 205V206H228L229 204H227L226 202H224ZM26 202V203H25ZM77 202V203H78ZM101 202V201H100ZM132 202V201H131ZM147 202V201H146ZM149 202H150V200H149ZM154 202H156V201H153V204H154ZM157 202H159V204H161L160 203V199H157ZM173 202H174V200H173ZM199 202H195V203H199ZM208 202V201H207ZM210 202V201H209ZM213 202H215V201H213ZM212 202V203H213ZM262 201H260L259 203H261ZM264 202V201H263ZM262 202V203H263ZM66 203V202H65ZM71 203V202H70ZM75 203H76V201H75ZM95 203V204H96ZM110 203H112V201L110 202ZM120 203V202H119ZM118 202H117V204L118 205H120ZM139 203V202H138ZM148 203V202H147ZM164 203H166V202H164L163 201V204L161 205L162 206V209L164 208ZM169 203V202H168ZM182 203V202H181ZM204 203H205V201H204ZM216 203V202H215ZM231 203V202H230ZM237 203V202H236ZM27 204V205H26ZM82 204V203H81ZM105 204H107V203H105ZM109 204V203H108ZM108 204H107V206H108ZM149 204V203H148ZM177 204V203H176ZM208 203H206V205H205V207L206 206H209V205H207ZM214 204V203H213ZM233 205H234V203H232ZM242 204H244V202H242ZM252 204H250V205H252ZM256 204H258V203H256ZM10 205V204H9ZM72 205V204H71ZM123 205V204H122ZM144 205V204H143ZM151 205H152V202H151ZM155 205H156V203H155ZM154 205V206H155ZM171 205V204H170ZM178 205V204H177ZM184 205V204H183ZM182 205V206H183ZM188 205H190V204H188ZM212 204H210V206H211ZM216 205H218V204H216ZM221 205V204H220ZM219 205V206H220ZM233 205H231V206H233ZM261 205V204H260ZM5 206V205H4ZM76 206V205H75ZM88 206H90V204L88 205ZM97 206V205H96ZM101 206V205H100ZM100 206H98V207H100ZM104 206V205H103ZM102 206V207H103ZM117 206V205H116ZM153 206V205H152ZM158 206V205H157ZM202 206V204H200V207ZM209 206V207H210ZM224 206V207H225ZM230 206V207H231ZM256 206V205H255ZM6 207V206H5ZM114 207V206H113ZM126 207V206H125ZM141 207V206H140ZM168 207V206H167ZM170 207V206H169ZM180 207H181V205H180ZM179 207V208H180ZM187 207V206H186ZM190 207V206H189ZM192 207V206H191ZM200 207H198V208H200ZM212 207V206H211ZM223 207V208H224ZM235 207V206H234ZM238 207H240V206H238ZM244 210H246L247 211V208L248 207H250V206H248V207H245L244 205H242L241 206ZM257 207V206H256ZM262 207V206H261ZM260 207V208H261ZM87 208V207H86ZM92 208V207H91ZM93 208H94V206H93ZM109 208V207H108ZM121 208V207H120ZM122 208H124V206L122 207ZM155 208H156V206H155ZM170 208H173L174 209V207H170ZM221 208V207H220ZM226 208V207H225ZM232 208V207H231ZM237 208V207H236ZM251 208V207H250ZM249 208V209H250ZM254 207H253V205H252V208L251 209H253ZM72 209V208H71ZM70 209V212H68V213H65V215L62 217L63 218V220H64V222H63V224H61L58 220H57V218H56V215L57 214H55V216H53V219H54V221H55V224L58 226V227H60V235L63 237V238H65V237H67V235H69L70 236V238H71V236L73 237V236H76V239L77 240H81V239H83V240H85V239H89V237H95V238H97V237H100V236H103L105 233L104 232H108L111 228H112V223H111V220L109 219V218H106V216H104V214H102V212H103V209H99V213L95 216V218H93V216L91 217V211L89 210L90 209V207L88 208V211H86L85 212V214L84 215H82V214H78V212H76L74 209L73 210H71ZM79 209V208H78ZM85 209V208H84ZM143 209V208H142ZM161 209V208H160ZM166 209H168V208H166ZM233 209V208H232ZM238 209H240V208H238ZM254 209H256V208H254ZM261 209H264V208H261ZM4 210V209H3ZM86 210V209H85ZM114 210V209H113ZM151 210H152V208H151ZM179 210V209H178ZM190 210V209H189ZM218 211H212L211 212V214L210 213H207V214H201L202 216H201V219H200V222L198 223V224H196V228L198 227H200V228H202V229H199V230H206L207 229V227H212L211 229H212V231L217 235V237L221 240H224V241H227L229 244H231L232 245V243H234V242H236V235H235V231L237 230L239 233H242L243 234V232H244V236H245V234H252V235H254V236H256L257 237V240H255L253 243H250L248 246H249V249L247 250V251H244L243 253H244V259H243V263L244 264H264V214H262V215H257V217L256 218H253V219H249V220H247L248 222H246V221H242V220H240V221H237L236 222V219L235 218H233V217H231V215H230V217H231V219H229L228 217H226V216H229V214H227V213H225V212H221L220 211V209H217ZM226 210V209H225ZM241 210V209H240ZM66 211V210H65ZM92 211H93V209H92ZM121 211H124V210H121ZM147 211V210H146ZM166 211H168V210H166ZM169 211H172V210H169ZM180 211V210H179ZM224 211V210H223ZM228 211V210H227ZM242 211V210H241ZM255 211V210H254ZM263 211V210H262ZM58 213H60L59 211H57ZM67 212V211H66ZM94 212V211H93ZM141 212V211H140ZM148 212V211H147ZM146 212V213H147ZM153 212V211H152ZM159 212V211H158ZM185 212V211H184ZM191 212V211H190ZM257 212V211H256ZM75 213H77L76 215H75ZM151 212H149V214H150ZM189 213V212H188ZM188 213H187V215H188ZM192 213V212H191ZM190 213V214H191ZM193 213H195L196 214V211H193ZM193 213H192V215H193ZM247 213H249V215L251 214V212L250 211H247ZM252 213L254 214V212L252 211ZM262 213H264V211L262 212ZM161 214H162V211H161V213L159 214V217L161 216ZM253 214H251V215H253ZM258 214V213H257ZM6 215H7V213H6ZM60 215V214H59ZM58 215V216H59ZM151 215V214H150ZM167 215V214H166ZM185 215H186V213L184 214V219L186 218L185 217ZM204 215H206V216H204ZM61 216H62V212H61ZM142 216V215H141ZM152 216H153V214H152ZM191 216V215H190ZM204 216V217H203ZM237 216V215H236ZM36 217V218H35ZM35 217H31L30 219H29V221L27 220V218L25 219V221H24V225H31V223H34L35 221H39L40 220V222H41V224L40 225H42V227H41V230H43L44 229V221H42V219L40 218V215H36ZM60 217V216H59ZM167 217V216H166ZM165 217V218H166ZM193 217H195L194 215H193ZM141 218L142 217H140V215H139V217L137 218H135L134 220H130V221H128V219L125 217V216H123V217H121V221H122V224L123 225H131L130 227H133V228H129V229H127V230H124L123 232L124 233H126V235H124V240H125V243L126 244H128L127 245V248H131L132 246H133V244L134 243H139L138 242V240H139V236H138V234L140 233L141 234V236H146L147 238H148V246L150 247V248H152L153 247V244L152 243H156L157 241H160V240H163V236L165 237V238H167V237H169V236H172V239L173 240H175V241H177L178 242V245H183V244H187L186 242H188V241H191V237L189 236V230H188V228H186L184 225H183V220H182V218L180 217V216H178V214H175V217L173 218L172 217V221H173V223L171 224V225H169L168 224V226L165 228V230H162V228L161 227H159V226H157V225H154L156 228H150V226L152 225L151 224V222H143V219L141 220ZM148 218H150V217H148ZM239 218V217H238ZM246 218H248V217H246ZM59 219H61V217L59 218ZM153 219H155V217L153 218ZM153 219H151V220H153ZM160 219V218H159ZM169 219V218H168ZM62 220V221H63ZM163 220V219H162ZM239 220V219H238ZM244 220V219H243ZM169 221V220H168ZM117 222V221H116ZM159 222H160V220H159ZM189 222H191V224H192V221H190L189 220ZM189 222H188V224H189ZM7 223V222H6ZM148 223H150L151 225L150 226H148ZM158 223V222H157ZM156 223V224H157ZM164 222H162L161 223V225L163 224ZM168 223V222H167ZM49 224V223H48ZM54 224V225H55ZM118 224L120 225V222L118 221ZM160 224V223H159ZM188 224H185V225H188ZM55 225V226H56ZM167 225V224H166ZM14 226V225H13ZM12 226V227H13ZM153 226V227H154ZM189 226V225H188ZM23 227V226H22ZM123 227V226H122ZM121 227V228H122ZM159 227V228H158ZM195 227V226H194ZM161 228V229H160ZM193 228V227H192ZM196 228H194L195 229V231H196ZM198 228H197V231H198ZM114 229V228H113ZM133 229H138V230H140V229H142L140 232H137V233H133V235L132 234H130L131 233V231L133 230ZM189 229H191V228H189ZM194 229H192V230H194ZM204 230V231H205ZM1 231H5L6 233H11V234H9V235H12V236H8L7 238H9V239H11V240H13V241H16L17 243H19L18 241L19 240H17V239H19L20 238V242L22 241V242H25L26 243V241L25 240H23V238H24V236H21V237H19V236H15V232L14 231H12L11 230V228H9V230H8V228H7V225H4V226H2L1 225V222H0V234H1ZM120 231H121V229H120ZM159 231V232H158ZM191 231V230H190ZM194 231V232H195ZM206 231H208V229L206 230ZM5 232H2V233H5ZM193 232V231H192ZM192 232H191V234H192ZM193 232V234L195 235V233ZM116 233H117V231H116ZM196 233H198V232H196ZM200 233H203V231H201ZM112 234H114V232L112 233ZM112 234H111V236H112ZM205 234V233H204ZM201 235V234H200ZM106 236V235H105ZM108 236H109V234H108ZM108 236H107V238H108ZM114 236V235H113ZM140 236V237H141ZM192 236V235H191ZM201 236H203V235H201ZM243 236V237H244ZM247 236V235H246ZM120 237V236H119ZM121 237V238H122ZM204 237V236H203ZM216 237V236H215ZM215 237H213V238H215ZM248 237V236H247ZM249 237H251V236H249ZM248 237V238H249ZM68 238V237H67ZM70 238H68V240L70 239ZM106 238V239H107ZM110 238V237H109ZM109 238H108V240H109ZM123 238H122V240H123ZM146 238V239H147ZM164 238V239H165ZM171 238V237H170ZM175 238V239H174ZM200 238V237H199ZM205 238V237H204ZM207 238V237H206ZM211 238V237H210ZM240 238H241V242H243V240L244 239H242V237L240 236ZM22 239V240H21ZM50 239V238H49ZM75 239V240H76ZM99 238H97V239H94V240H98ZM192 239H194L193 238V236H192ZM247 239V238H246ZM245 239V240H246ZM64 240V239H63ZM104 240V239H103ZM102 240V241H103ZM107 240V241H108ZM112 240V239H111ZM116 240V239H115ZM123 240V241H124ZM157 240V241H156ZM201 240H202V238H201ZM208 240V239H207ZM210 240V239H209ZM209 240H208V242H209ZM1 241V240H0ZM5 241V240H4ZM71 241V239L68 241V242H70ZM91 241V240H90ZM106 241V240H105ZM192 241H194V240H192ZM197 241V240H196ZM203 241V240H202ZM201 241V242H202ZM216 241H217V239H216ZM252 241H253V239H252ZM21 242V243H22ZM83 242V241H82ZM82 242H80L81 244H82ZM86 242V241H85ZM84 242V243H85ZM117 242V241H116ZM120 243L122 242V241H119ZM173 242V241H172ZM212 242V241H211ZM210 242V243H211ZM249 242V241H248ZM60 243H61V241H60V239L59 238H56L55 239V241H54V245H53V249L55 250V252H58V251H60ZM66 243V242H65ZM74 243V242H73ZM84 243H83V245H84ZM102 243H104V241L102 242ZM140 243H141V245H142V242H141V239H140ZM154 243V244H155ZM171 243V242H170ZM169 243V244H170ZM194 243V242H193ZM196 243H198V242H196ZM195 243V244H196ZM204 243V242H203ZM205 243H206V240H205ZM244 243V242H243ZM71 244V243H70ZM81 244H80V246H81ZM87 244V243H86ZM110 245L111 243H107V245ZM112 244H114V243H112ZM144 244V243H143ZM160 244V243H159ZM174 244V243H173ZM199 244V243H198ZM220 244V243H219ZM227 244V243H226ZM7 245V244H6ZM65 245V244H64ZM69 245V244H68ZM74 245V244H73ZM72 244H71V247L73 246ZM106 245V244H105ZM104 245V246H105ZM156 245H157V243H156ZM162 245H164V244H162ZM178 245H176L177 247H178ZM208 245V244H207ZM247 245V244H246ZM22 248H24V250H26L27 249V245L26 244H22ZM32 246H33V244H32ZM32 246H31V248H32ZM76 246V245H75ZM74 246V247H75ZM86 246V245H85ZM94 246V245H93ZM102 246V245H101ZM114 246V245H113ZM140 246V245H139ZM158 246V245H157ZM160 246V245H159ZM166 246H167V243H166ZM175 246V245H174ZM185 246V245H184ZM190 246V244L189 245H187V248ZM192 246V245H191ZM198 246V245H197ZM199 246H204V244L203 245H199ZM209 247H210V245H208ZM207 246V247H208ZM4 247V246H3ZM8 247V246H7ZM48 246H44V249L41 247V249H32V251L30 252L29 251V249L28 250H26L25 252L27 253V255H29V258L31 259L32 258V256H31V253H33V255L35 256H40L39 254H41V256L43 257V261H47V264H60L59 263V261H56V259L55 258H53L54 256H56V255H54V253L49 249V248H47ZM68 247V246H67ZM103 247V246H102ZM101 247V248H102ZM163 247V246H162ZM169 247H172V245L170 246L169 245ZM196 246H194V250L196 251V248H195ZM231 247H233V248H235L236 247V245H235V247H234V245L233 246H231ZM77 248H78V245H77ZM84 248V247H83ZM83 248H82V246H81V248H79L80 249V251H81V249L83 250ZM133 248H135V247H133ZM132 248V249H133ZM144 248V247H143ZM147 248V247H146ZM154 248H156L157 249V247H155V245H154ZM185 248V247H184ZM198 248V247H197ZM4 249H6V248H4ZM3 249V250H4ZM70 249V248H69ZM68 248H67V250H69ZM91 249V248H90ZM104 249H106V248H104ZM141 249V248H140ZM164 249H166V247H164ZM163 249V252L164 251H167V250H164ZM180 249H181V246H180ZM182 249H183V247H182ZM182 249L180 250V251H182ZM190 249V248H189ZM201 249H203V247L201 248ZM218 250L216 251V253L218 252L219 253V255L220 256H222V257H224L226 260H228L231 264H235V262H237V261H234L233 260V258L229 255V254H227L226 252H224L223 250H221L220 249V247H218L217 248ZM237 249V248H236ZM9 250V249H8ZM77 249H75V250H72V251H76ZM85 250H87V248L85 249ZM89 250V249H88ZM93 250V249H92ZM118 249H115V247H112V245H111V248H107V251H108V253H107V258L106 259H108V262H109V264H128V263H130V260L128 261V260H125L124 258H125V255H124V258H123V256H122V248L119 250V251H121V254L117 251ZM125 250V249H124ZM128 250H130V249H128ZM127 250V251H128ZM137 251H138V249H136ZM143 250V249H142ZM144 250H147V249H145L144 248ZM177 250V249H176ZM184 251H185V249H183ZM241 250V249H240ZM7 251V250H6ZM6 251H5V254H3V255H1V253H0V264H10V263H13V264H23V263H19V262H17V261H14V262H12V261H10V259H11V256H10V254L11 253H9V251H8V254L6 253ZM71 251V252H72ZM84 251V250H83ZM115 251H117L118 253H116ZM140 251V250H139ZM160 252V251H162V249H158V250H156V252ZM170 251H171V249H170ZM174 251H175V249H174ZM180 251H176V254L178 253V252H180ZM186 251L187 252H191L192 254H193V252H192V250L191 251H189V250H187L186 249ZM69 252H70V250H69ZM82 252V251H81ZM102 252V251H101ZM101 252H95V251H91V253H89V254H87V256H86V258H85V264H91V263H93V259L94 258H100V256H101ZM149 252V251H148ZM153 252V251H152ZM186 252V253H187ZM200 252H202V251H200ZM101 253V254H100ZM116 253V254H115ZM126 253V252H125ZM144 253V252H143ZM150 253V252H149ZM148 253V254H149ZM153 253H155V252H153ZM185 252H183V254H184ZM190 253V254H191ZM196 253V252H195ZM194 253V254H195ZM209 253H210V251H209ZM237 253H238V251H237ZM240 253V252H239ZM69 254V253H68ZM74 254H77L76 252L75 253H73V255ZM138 254V253H137ZM156 254L157 253H155V254H153L154 256H156ZM163 254V253H162ZM166 254V253H165ZM165 254H164V256H165ZM169 254V253H168ZM173 254H174V252H173ZM172 254V255H173ZM175 254V255H176ZM188 254V253H187ZM186 254V255H187ZM197 254V253H196ZM103 255H104V253H103ZM158 255V254H157ZM178 256L180 255L179 253L177 254ZM189 255V254H188ZM236 255V254H235ZM13 256V255H12ZM67 256V255H66ZM147 256V255H146ZM168 256V255H167ZM169 256H171V254H169ZM183 256V258H184V256L185 255H182ZM201 256V255H200ZM238 256V255H237ZM236 256V257H237ZM17 257V256H16ZM75 257V256H74ZM73 257V258H74ZM102 257V256H101ZM104 257V256H103ZM147 257H150L149 255L147 256ZM157 257V256H156ZM155 257V258H156ZM158 257H159V255H158ZM158 257H157V259L156 260H153V261H157L158 260ZM187 257V256H186ZM239 257V256H238ZM139 258V257H138ZM152 258V257H151ZM154 258V259H155ZM160 258V257H159ZM165 258V261H166V258L168 259V257H164ZM174 258V257H173ZM212 258V254L211 255H209V259H211ZM45 259V260H44ZM64 259V258H63ZM75 259V258H74ZM76 259H78V257H76ZM101 259V258H100ZM105 259V258H104ZM134 259V258H133ZM153 259V258H152ZM175 259H176V257H175ZM174 259V260H175ZM181 259V258H180ZM185 259V258H184ZM191 259V258H190ZM238 259V258H237ZM242 259V258H241ZM61 260V259H60ZM67 260V259H66ZM68 260H69V258H68ZM72 260V257H71V259H70V261ZM84 260V259H83ZM83 260L81 261V262H83ZM137 260V259H136ZM146 260V259H145ZM144 260V261H145ZM149 260V259H148ZM151 260V259H150ZM160 260H162V258L160 259ZM159 260V261H160ZM171 260V259H170ZM239 260V259H238ZM45 261V262H46ZM73 261V260H72ZM153 261L151 260L150 261V263L152 262L153 263ZM185 261V260H184ZM196 261V260H195ZM220 261V260H219ZM30 262V261H29ZM69 262V261H68ZM68 262H67V264H68ZM75 262V261H74ZM139 262V261H138ZM142 262V261H141ZM162 262V261H161ZM160 262V263H161ZM163 262H164V260H163ZM169 262H172V261H169ZM174 262H176V261H174ZM179 262V261H178ZM177 262V264H180V262L178 263ZM188 262H190V261H188ZM222 262H224V261H222ZM36 264H38V262H35ZM65 263V262H64ZM131 263H134V262H132L131 261ZM147 263H148V261H147ZM158 263V261L156 262V264ZM167 264H169L168 263V260H167V262H166ZM166 263H164V264H166ZM193 263V262H192ZM192 263H190V264H192ZM40 264V263H39ZM62 264V263H61ZM71 264V263H70ZM81 264V263H80ZM101 264H103V263H101ZM106 264H108L107 262H106ZM138 264H141L140 262L138 263ZM146 264V263H145ZM149 264V263H148ZM159 264V263H158ZM163 264V263H162ZM170 264H174V263H170ZM196 264V263H195ZM197 264H205V262H199V263H197ZM219 264H222L221 263V261H220V263ZM225 264V263H224ZM238 264H239V261H238ZM241 264V263H240Z\"/></svg>",
	"mask_w": 264,
	"mask_h": 264
},
{
	"label": "clouds",
	"instance_id": "3",
	"mask_svg": "<svg viewBox=\"0 0 264 264\" xmlns=\"http://www.w3.org/2000/svg\"><path fill=\"white\" fill-rule=\"evenodd\" d=\"M246 63L247 62L245 61V64ZM258 78L261 81H264V62L261 63ZM260 94H264V82L258 83L254 90V95H260Z\"/></svg>",
	"mask_w": 264,
	"mask_h": 264
}]
</instances>
